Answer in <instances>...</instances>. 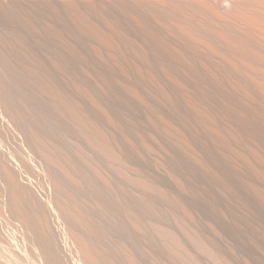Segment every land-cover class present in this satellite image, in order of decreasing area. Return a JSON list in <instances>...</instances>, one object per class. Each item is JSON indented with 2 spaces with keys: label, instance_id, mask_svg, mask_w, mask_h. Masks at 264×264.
<instances>
[{
  "label": "rangeland",
  "instance_id": "374dc122",
  "mask_svg": "<svg viewBox=\"0 0 264 264\" xmlns=\"http://www.w3.org/2000/svg\"><path fill=\"white\" fill-rule=\"evenodd\" d=\"M3 1V0H2ZM3 4H5L6 2V5L9 4V1L8 0H4V2H2ZM3 17V15H0ZM0 18V201L3 203V207L2 205H0V208L2 207L3 210L7 213V210L8 212L10 213H7L9 214V216H4V218L2 217L4 215V212L2 213V211H0L1 215L0 216V226H5L4 228L2 229H5L7 227V229H9L10 233L7 231V229L5 231H7L6 233L2 232L3 234L5 235L4 236H1L0 234V242L1 240H5V238L7 239V241L10 240L7 242L6 240L5 241H2L1 243L4 242V244H8L9 246H6L2 244H0V257L2 258L3 260V264H5V262L7 261H10V262H13V264H15V261L17 264H83L84 262L82 261L83 258L81 257H84V256H78V253H76L75 251L78 250L77 248L79 247L78 245H80V243H78L77 245H75L76 247V250L74 249V246H72L71 244V240H73V237H72V234L76 235L74 237V244L75 243V239L77 238L78 240L81 238H90L93 236L92 239V243H90L89 241L87 242V240L84 238L83 240H85L86 243H90V247L91 249L93 250L94 247L96 248L97 247V250L95 252V249L93 250L94 254L98 257L97 259H101L100 261H102L105 257L106 259H104V262L102 261L101 263L105 264V262H108V258H110V263H106V264H113L114 260L117 258L119 259L118 257L119 256H122L121 253H123L125 255V257L121 258V260H116L119 264V261L120 263L122 264L123 261H125L126 259V256L129 255V253L126 252V250H129L131 251V255L133 256L135 253V251H140V254L139 252L137 254H135L134 256H136V260L138 257H140L137 262L135 261V258L133 257L132 261L136 262V264H227L225 263L228 259L227 262H230L231 264H264V193L260 190H262V186L264 188V185H260L261 182L259 181L258 183V179L261 177H263V173H260L257 172L255 169H253L252 167H247L245 166V161L243 160H240V161H243L242 163L244 164H241L240 162V167H238L237 165V161H239V159H242V157L239 155V154H243L245 155L246 153V150L244 148V146H242L241 148L238 147L239 152L241 151V153L238 152V149H234L233 151H236L239 153L238 155L240 156V158L238 157L237 158V152H233V151H230L227 152L225 151V154L221 155L222 153H224V150L223 149H218V150H223L222 152L221 151H215L212 149V151H214V153L216 155H219L221 156L220 158H216V157H219V156H214L212 155L213 153H211V151L209 150L211 148V145L209 144V142H207L209 145H206L209 149H207L205 147V143L198 139V138H193V140H197L195 142V147H196V143L198 142H202L201 144H197L198 146H200L201 148H199L197 146V148H199V150H201V153H204L203 155H205L206 157H208V155L210 156V154H208V152L210 151L211 153V156H213L211 158L208 157L209 161L212 160V162L215 161V163L218 165V168L220 167V172H218L216 175L214 174V172L212 173V171H209L208 173L207 172H204L206 170H204L203 168H201L198 164H197V161L191 157V156H195L193 153L189 155V153H185V151H180L179 149L182 148V145L180 146V144L178 143H181L180 141L178 142V137L179 135L175 133V139H177V142L169 136V134H172L174 133L173 131L171 133H168V135L165 133V132H168L166 131L167 129H163L164 125L163 123H161V119H157V117L159 116L157 114L156 115H153V114H156L160 109H162L163 112L165 113H169L171 112L170 111V106L168 105V103L166 104V102H164V105H160L158 107V109L156 110V106L154 105L153 101L154 100V97L153 95H155V92L158 93V97H159V90L156 91V90H151L149 87V91L153 94L151 97H150V92L148 93L147 89H142L143 87L145 88L146 84L144 82V84L140 85V92L142 94H140V97L143 96V94H146L144 95L143 98L145 96H147V94L149 95V98L145 97L146 100H148V102L146 101V103L144 102V100L142 101L140 97L134 95V92H129L128 90H126L122 85H121V80L120 77L121 76H124L123 74H120L121 70H123L124 68L126 69V66L130 63H132L131 61H129V63L127 62L128 60L126 59V61L124 60H121V59H115L113 60L109 58H107V56L105 54H99L100 56L104 57L105 58H100V56L96 55L95 53H100L101 50L98 52H96V50H94L92 48V46H90V44L87 46H85L87 42H81L85 45H81V43L77 46L73 43H70L71 44V47H69V42H67L66 44L64 42H61V43H64V45L62 44L63 47H61V43L59 41H57V44H54V38H55V34L53 35L52 32L53 31H50L51 29L49 28H45L44 29H47L44 30V29H41L39 27H37L38 25H35V23L33 24V22H30V27H28V29H26L24 32L19 30L16 28V24H13L12 21H9V18H7L6 16H4L3 18ZM32 17V16H30ZM36 17V16H35ZM35 17H32L31 18V21L32 20H35ZM34 18V19H33ZM37 18V17H36ZM29 22V21H28ZM32 25H35L32 26ZM35 29H34V28ZM15 29V30H14ZM30 29V30H29ZM40 31H39V30ZM49 29V30H48ZM17 30L19 32H17ZM29 30V31H28ZM36 30H38L36 32ZM44 30V31H43ZM29 34H27V32ZM32 31V33H31ZM26 32V33H25ZM34 32V33H33ZM25 33V35L23 34ZM31 33V35H30ZM38 36H37V34ZM22 34V35H21ZM43 34V35H41ZM51 34V35H50ZM26 35H30L29 36V39L26 37ZM36 35V36H35ZM39 35H41L43 37V39H47V42L44 43V45H42V43H38L37 41L39 39H37L39 37ZM47 35V36H46ZM50 35V36H49ZM54 36V37H53ZM32 37V38H31ZM35 37V38H34ZM42 37L40 38V41H42ZM49 37H53V41L51 39H48ZM25 39V40H24ZM34 39V40H33ZM37 39V40H36ZM34 42H33V41ZM45 42V41H44ZM51 42V43H50ZM56 43V42H55ZM72 44L73 46H75V48L72 47ZM8 47H7V46ZM82 47H81V46ZM6 46V47H4ZM60 46V47H59ZM78 47V50H75L77 47ZM87 49H85V47ZM88 47H91V48H88ZM100 47V46H99ZM5 48V49H4ZM70 48V49H69ZM72 48V49H71ZM101 48V47H100ZM7 49V50H6ZM13 49V50H12ZM84 49V50H83ZM89 49L92 50L89 52ZM102 49V48H101ZM7 52H6V51ZM11 50V51H10ZM61 50V51H60ZM95 53H94V51ZM64 51V52H62ZM74 51V52H73ZM86 51V52H85ZM105 51V50H104ZM103 50L102 52L105 53ZM5 52V53H3ZM14 52V53H13ZM58 52V53H57ZM69 52V53H68ZM85 52V53H84ZM9 53V54H8ZM54 53L56 54V58L54 59ZM83 54L81 56L78 55V59H76L77 57L74 56L75 54ZM90 53V54H89ZM93 53V54H92ZM62 56H61V55ZM86 54V55H84ZM88 54V55H87ZM95 54V55H94ZM2 55H3V58H2ZM12 55V56H11ZM54 55V56H53ZM90 55V56H89ZM92 55V56H91ZM11 56V57H10ZM63 57L65 59H62L61 58V61L59 62L58 59H60V57ZM97 56V58H96ZM5 57L6 60H3ZM10 57V58H9ZM80 57V59H79ZM99 57V58H98ZM2 58V59H1ZM86 58V59H85ZM94 58V59H93ZM108 60H107V59ZM9 59V61L7 60ZM88 59V60H87ZM81 60V62L79 61ZM85 60V63L83 61ZM92 60V61H91ZM112 60V61H111ZM4 61V62H3ZM8 61V62H7ZM76 61V62H75ZM106 61V62H105ZM108 61V63H107ZM111 61V63H109ZM117 63H114L116 62ZM119 61H122L124 63H126L124 65V63H122L124 66H122L121 62ZM3 62V64H2ZM42 62V63H41ZM44 62V63H43ZM78 62V63H77ZM90 62V63H89ZM104 64H103V63ZM82 65H80V64ZM6 64V67L4 66ZM87 64V66H86ZM104 68H101L102 65ZM111 66H110V65ZM116 64V65H114ZM59 65V66H58ZM109 65V67H108ZM132 64L128 65V67H130ZM3 66V67H2ZM54 66H56L54 68ZM62 68H61V67ZM95 67V71L94 70V67ZM115 66H116V69H115ZM133 66V65H132ZM2 67V68H1ZM80 67V68H79ZM82 67V68H81ZM92 67V68H91ZM105 67H108L107 69ZM114 67V68H113ZM51 68V69H50ZM61 68V70H60ZM86 68L90 69V70H86ZM98 68V69H97ZM110 68V69H109ZM118 68V69H117ZM123 68V69H121ZM58 69V70H57ZM66 72H65V70ZM102 69V70H101ZM109 69V70H108ZM64 70V71H63ZM68 70V71H67ZM70 70V71H69ZM88 74H87V72ZM92 70V71H91ZM101 71V72H98ZM105 70V71H104ZM113 70V71H111ZM117 70V71H116ZM5 71V72H4ZM54 71V72H53ZM59 71V72H58ZM90 71V72H89ZM95 71V72H94ZM109 71V72H108ZM111 71V72H110ZM63 72V74L61 73ZM86 72V73H84ZM105 72V73H104ZM108 72V73H107ZM93 73H97V74H93ZM104 73V74H103ZM110 73V74H109ZM115 73V74H114ZM116 73H119V75L117 74V77L114 76L113 77V74L116 75ZM52 74V75H51ZM85 74V75H84ZM101 74V75H100ZM107 74V75H106ZM47 75V76H46ZM51 75V76H50ZM56 75V77H55ZM67 75V76H65ZM88 77H87V76ZM90 75V76H89ZM97 75V77H96ZM100 75V76H98ZM10 76V77H9ZM58 76V77H57ZM86 76V77H85ZM105 79H104V77ZM112 76V78H111ZM118 76H120L118 78ZM36 77V79H35ZM39 77V78H38ZM50 77V78H48ZM55 77V78H54ZM64 81H61L62 78ZM85 79H84V78ZM93 77V78H92ZM101 77V78H100ZM127 77V76H126ZM136 76H134L133 78V82L138 84L139 86V83L141 82V80L143 81V79L139 78L137 76V78H135ZM158 78H162V79H165V76H157ZM29 78V79H28ZM118 78V79H117ZM76 79V80H75ZM82 79V83L80 82V80ZM87 79V80H86ZM89 79V80H88ZM92 79V80H91ZM101 79V80H100ZM103 79V81H102ZM135 79H139V80H135ZM3 80V81H2ZM45 80V82H44ZM49 80V81H48ZM53 80V81H52ZM84 80V81H83ZM95 80V81H94ZM108 80V81H107ZM118 80V81H117ZM68 81V82H67ZM78 81V83H77ZM87 81V82H86ZM139 81V83H138ZM35 82V83H34ZM44 82V83H43ZM48 82V83H47ZM50 82V83H49ZM53 82V83H52ZM61 82V83H60ZM90 82V83H89ZM100 82V83H99ZM116 82V83H115ZM120 82V83H119ZM43 85H42V84ZM55 83V84H54ZM63 83V84H62ZM68 83V84H67ZM70 83H73V84H70ZM86 83H88V86ZM97 83V84H96ZM103 83V84H102ZM104 83H110V84H104ZM143 83V82H141ZM40 84V85H39ZM49 86H48V85ZM75 84V85H74ZM83 84V86H82ZM93 84V85H92ZM120 84V85H119ZM33 85V86H32ZM45 85V86H44ZM71 85V86H70ZM95 85V86H94ZM104 85V87H102ZM115 85V86H114ZM144 85V86H143ZM50 88H48V87ZM67 86V87H66ZM106 86V87H105ZM114 86V87H113ZM117 86V87H116ZM10 87V88H9ZM33 87V88H32ZM72 87V88H71ZM81 87V89H80ZM88 87H89V90H88ZM96 87V88H95ZM102 88V89H99ZM36 91H34L35 89ZM40 88V89H39ZM44 88V90H43ZM71 88V89H70ZM82 88H84V90H82ZM113 88V89H112ZM124 88V89H122ZM139 88V87H138ZM139 88V89H140ZM148 88V86L146 87ZM92 89V90H90ZM104 89V90H103ZM107 91H106V90ZM115 89V90H114ZM119 91H118V90ZM39 90V91H38ZM50 90V91H49ZM73 90V91H72ZM103 90V91H102ZM124 90V93L123 91ZM126 90V92H125ZM145 90V91H143ZM44 91V92H43ZM48 91V92H47ZM52 91V92H51ZM70 91V93H69ZM87 93H86V92ZM91 91V92H89ZM103 93H102V92ZM147 91V92H146ZM32 92V95L31 93ZM51 92L49 95L47 93ZM53 92H54V95H53ZM78 94H76V93ZM83 92V93H81ZM93 92V94H91ZM100 92V93H99ZM109 92V93H108ZM111 92V93H110ZM122 92V93H120ZM128 92V93H127ZM181 92V91H180ZM37 93V94H36ZM45 93V94H44ZM67 93V94H66ZM69 93V94H68ZM73 95H72V94ZM89 93V94H88ZM102 93V94H101ZM107 93V94H106ZM117 93V94H116ZM62 96V97H58V95ZM91 94V95H90ZM96 94H99V96H97ZM106 94V95H105ZM110 94V95H109ZM119 94V95H118ZM126 94V95H125ZM131 94V96H130ZM42 97H41V96ZM44 95V97H43ZM82 95V96H81ZM83 95L86 97L87 95L89 97H92V98H85L83 97ZM93 95V96H92ZM95 95V96H94ZM105 95V96H104ZM48 96V97H47ZM55 96L56 99L53 97ZM70 96L74 97V98H71ZM76 96V97H75ZM80 96V98H79ZM104 97V101L102 100L103 97ZM111 96V97H110ZM124 96V97H123ZM156 96V95H155ZM33 99H32V98ZM47 100H45L46 98ZM53 97V99H51ZM66 97V98H64ZM68 97V98H67ZM102 99H101V98ZM114 97V98H113ZM115 97H118V99ZM122 97V99H121ZM70 98V99H69ZM76 98V99H75ZM81 98H84V102L81 100ZM95 98V100L93 101V99ZM107 98L109 100H107ZM135 98V99H134ZM30 99V100H29ZM39 99V101H38ZM59 101H58V100ZM62 99V100H61ZM80 99V100H78ZM86 99H89V100H86ZM106 99V100H105ZM120 99V100H119ZM127 99V100H125ZM153 101H151V100ZM51 100H54V101H51ZM65 100V101H63ZM93 102H92V101ZM115 100V101H114ZM122 100V101H121ZM130 100V101H129ZM141 100V101H139ZM28 101V102H27ZM32 101V102H31ZM38 101V102H37ZM46 101V103L44 102ZM47 101L49 103H47ZM58 101V102H57ZM61 101V103H60ZM67 101V102H66ZM71 101V102H69ZM74 101V102H72ZM78 101V102H77ZM88 101V102H87ZM90 101L93 103L91 105ZM97 103H96V102ZM132 101V102H131ZM42 102V104H41ZM53 103V106H50L52 103ZM76 102L79 104V107H78V104L76 105ZM81 102V103H80ZM87 102V103H85ZM104 104L102 105L101 104ZM114 102V103H113ZM117 102V103H115ZM144 104H142V103ZM155 106V111H153V105ZM34 103V105H33ZM58 103V104H57ZM64 103V104H62ZM72 103V104H70ZM121 103V104H120ZM129 103V104H128ZM135 103V104H134ZM139 103V104H137ZM38 104V105H37ZM62 104V105H61ZM96 104H98L96 106ZM101 104V107L104 106V108H107V109H103V108H99ZM115 104V105H113ZM120 104V106L122 107H117V105ZM131 104V105H130ZM33 108H32V106ZM43 105V107H42ZM58 105V106H57ZM73 105V106H72ZM110 105V106H109ZM133 105V106H132ZM140 107L138 108L137 106ZM146 105V106H145ZM38 106V107H37ZM46 106V107H45ZM56 106V108H55ZM60 106V107H59ZM70 106V107H69ZM74 107L73 109L71 108ZM109 106V107H108ZM115 106V107H114ZM149 106V107H148ZM152 106V107H151ZM51 107V108H50ZM58 107V108H57ZM77 107V108H75ZM92 107V108H91ZM96 107V108H95ZM98 107V108H97ZM111 107V108H110ZM131 107V109H130ZM136 107V108H134ZM142 107V108H141ZM148 107V108H147ZM40 108V110H38ZM48 108L47 110H44ZM56 110H55V109ZM67 108V109H66ZM94 108L97 110L95 111ZM117 108V110H116ZM134 108V109H133ZM138 108V109H137ZM143 108H147L145 111V109ZM25 109H26V112H25ZM51 109H53L51 111ZM63 109V110H62ZM65 109V111H64ZM68 109H71V110H68ZM75 109V110H74ZM90 111H89V110ZM99 109V110H98ZM111 109V110H110ZM115 109V110H114ZM137 109V110H136ZM142 109V110H141ZM23 110V111H22ZM28 110V111H27ZM32 112H31V111ZM60 110V111H59ZM66 110H68L66 112ZM77 110V112H76ZM81 112H80V111ZM88 110V112H87ZM101 110H104L101 112ZM108 110V112H107ZM125 110V111H124ZM40 111V112H39ZM70 111L72 113H70ZM86 113V118L88 119L89 115V121L85 118V113ZM93 111V113H92ZM99 111V112H98ZM114 111V112H113ZM119 111V112H118ZM133 111H135L134 115H133ZM152 111V112H151ZM157 111V112H156ZM31 112V113H30ZM51 112V113H50ZM55 115L58 113V115H53L54 113ZM60 112V113H59ZM69 112V113H68ZM74 112V113H73ZM95 112V113H94ZM106 112V113H105ZM113 112V113H112ZM118 112V113H117ZM122 112V113H121ZM147 112V113H145ZM154 112V113H153ZM156 112V113H155ZM33 113H36L34 116ZM62 113H64L62 115ZM81 113L82 115H79V117H77L79 114ZM92 113V114H91ZM122 115H121V114ZM137 113V114H136ZM28 114V116H27ZM33 114V115H32ZM40 114V115H39ZM42 114L44 115V117L42 116ZM66 114V115H65ZM84 114V115H83ZM88 114V116H87ZM96 116H95V115ZM132 114V115H130ZM146 114V115H145ZM149 114V115H148ZM150 114H152L153 116V119L152 116H150ZM174 114V113H173ZM76 115V116H75ZM94 115V116H93ZM110 115V116H108ZM142 118H141V116ZM145 115V116H144ZM169 115L172 117L171 113H169ZM33 116V117H32ZM41 116V117H40ZM48 116V118H47ZM62 116V117H61ZM66 116V117H65ZM68 116V117H67ZM71 116V118H70ZM82 116V117H81ZM100 116V117H99ZM104 116V117H103ZM108 116V117H106ZM114 116V117H113ZM133 116H136V117H133ZM150 116V117H149ZM154 116H156L154 118ZM36 117V118H35ZM51 117V118H50ZM55 117V118H54ZM61 117V118H60ZM83 117H84V120H83ZM94 117V118H93ZM102 117V119H101ZM139 117V118H138ZM146 117V118H145ZM148 117V118H147ZM174 119L177 120V123L175 124V126L181 128V129H185L186 125H184L181 121H179V118L177 117V119L175 118V114L173 115ZM172 117V119H173ZM26 118V119H25ZM30 118V119H29ZM45 118V120H44ZM47 118V119H46ZM82 118V119H81ZM96 118V119H95ZM108 118V119H107ZM118 118V119H117ZM130 118V120H129ZM150 118V119H149ZM159 118V117H158ZM35 119V121H34ZM76 120V121H73V120ZM81 119V120H80ZM91 119V120H90ZM94 119V120H93ZM101 121H100V120ZM104 119V120H103ZM113 119V120H112ZM116 119L119 120L118 122H116ZM137 119V120H136ZM140 119L142 121V123H144L143 126L142 123H140L141 121L138 120ZM146 119V120H145ZM39 120V121H37ZM49 120V121H48ZM72 120V121H71ZM83 120V121H82ZM93 120V121H92ZM110 120V122H108ZM125 120V121H124ZM130 122H129V121ZM134 120V122H133ZM151 120V121H150ZM32 121V122H31ZM41 121V122H40ZM45 121V122H44ZM59 121V122H58ZM80 121V122H79ZM99 121H100V124H99ZM105 121V122H104ZM113 122V125L111 124ZM147 123H145V122ZM79 122V123H78ZM86 122V124L84 123ZM88 122H90L91 124H88ZM102 122V123H101ZM107 122V124H106ZM121 122V123H120ZM124 122V123H123ZM129 122V123H128ZM149 122V123H148ZM155 122V123H153ZM163 122V121H162ZM51 123V124H50ZM118 123H119V126H118ZM128 125H127V124ZM180 123V125H179ZM53 124V125H52ZM82 124V125H81ZM84 124V125H83ZM110 124V125H109ZM123 124V125H121ZM126 124V125H125ZM129 124L131 126H129ZM154 124V126H153ZM159 124V125H158ZM182 124V125H181ZM38 125V126H37ZM78 125V126H77ZM90 125H93V126H90ZM97 125V126H96ZM100 125V127H99ZM121 125V126H120ZM136 125V126H135ZM150 125V126H149ZM161 125V126H160ZM163 125V126H162ZM45 126V127H44ZM51 126V127H50ZM86 126V127H85ZM102 126V128H101ZM111 126V128H110ZM116 126V127H115ZM124 126V127H123ZM126 126H128L127 128H125ZM133 126V127H132ZM167 124H165V128H166ZM184 126V127H183ZM188 126V125H187ZM90 127V128H89ZM114 127V128H113ZM123 127V128H122ZM131 127V128H130ZM152 127V129H151ZM44 128V129H43ZM87 130H86V129ZM106 128H108L106 130ZM116 128V129H115ZM141 128V129H140ZM146 128V129H145ZM168 128V127H167ZM46 129V130H45ZM54 129V130H53ZM57 131H56V130ZM93 129V131H92ZM111 129V130H110ZM118 129V130H117ZM144 129V130H143ZM155 129V133H154V130ZM190 128H187L186 130H189ZM36 130V131H35ZM52 130V131H50ZM60 130V131H59ZM89 130V131H88ZM120 130V131H119ZM129 130V131H128ZM139 134H138V132ZM160 130V131H159ZM163 130H164V133H163ZM168 130H171V128H169ZM191 130V129H190ZM189 130V132H190ZM40 131V132H39ZM64 131V132H63ZM84 131V133H83ZM86 131V132H85ZM106 131V132H105ZM110 131V132H109ZM113 131H114V134H113ZM118 131V132H117ZM52 134H50V133ZM87 132L89 133V135L87 134ZM123 132V133H122ZM128 132H130V134H128ZM136 132V133H135ZM159 132V133H158ZM67 133V134H66ZM95 133V134H93ZM122 133V134H120ZM125 133V134H124ZM157 133V134H156ZM161 133V134H160ZM191 134L193 133V130H191L190 132ZM38 134V135H37ZM41 134V135H40ZM55 134V135H54ZM84 134V135H83ZM86 134V135H85ZM144 134V135H143ZM150 136H149V135ZM160 134V135H159ZM164 134V136L162 135ZM167 136H166V135ZM190 134V135H191ZM35 135L37 136H40V137H35ZM49 135V136H48ZM64 135V136H63ZM92 135V136H91ZM95 135V136H94ZM112 135V136H111ZM128 135V136H127ZM153 135V136H152ZM156 135V136H155ZM164 138L166 137H170L169 139H164L162 138V136ZM194 135V134H193ZM54 136L56 138H54ZM60 136V137H59ZM68 136V137H67ZM86 136V138H85ZM89 136V137H87ZM134 136V137H133ZM139 136L141 138H139ZM172 136V135H171ZM173 136V137H174ZM52 137V138H51ZM93 137V139L91 138ZM95 137V138H94ZM109 137V138H108ZM116 137V138H115ZM130 137V138H129ZM153 137H156L157 140H159L157 142V140ZM33 138V139H32ZM35 138V139H34ZM39 138V140H38ZM46 138V139H45ZM58 138V139H57ZM89 138V139H88ZM98 138V139H97ZM107 138L109 140H107ZM111 138V139H110ZM145 138V140H144ZM150 138V140H148ZM172 138V139H171ZM45 139V140H44ZM63 139V140H62ZM88 139V140H87ZM91 139L94 140V142L92 143L91 142ZM95 139L96 142H95ZM117 139V140H116ZM140 139V140H139ZM162 139L163 142H162ZM172 141H171V140ZM34 140V141H33ZM50 140V141H49ZM61 140V141H60ZM69 140V141H68ZM102 140V141H101ZM116 140V141H114ZM134 140V141H133ZM151 140H156L155 141V144L153 143L154 141H151ZM170 140V142L168 141ZM199 140V141H198ZM39 141L40 144L37 142ZM45 141V142H44ZM48 141V142H47ZM68 143H67V142ZM89 141V142H88ZM107 141L111 142L112 143L110 144L107 143ZM118 141V142H117ZM126 141V142H125ZM143 141V142H142ZM167 141V142H166ZM33 142V143H32ZM34 142H37V144H35ZM44 142V143H43ZM52 142V143H50ZM55 144H54V143ZM87 142V143H86ZM100 142V143H98ZM108 145H106V143ZM114 142V143H113ZM117 142V145L116 143ZM122 142V143H120ZM130 142V144H129ZM145 142V143H144ZM149 142V143H148ZM153 143V145H151V143ZM157 142V143H156ZM92 143V145H91ZM95 143V144H94ZM147 143V145H146ZM158 143H161L163 149H165V151L162 149L161 145L158 144ZM43 144H47L48 146L46 145H43ZM51 144V146L49 145ZM58 145V146H54V145ZM62 144V145H61ZM64 144V145H63ZM67 144V145H66ZM98 144L102 146V148H100L101 146L98 147ZM121 144V145H120ZM123 144V145H122ZM125 144V145H124ZM128 144V145H127ZM39 145V149L38 150V146ZM110 145H114L113 147L111 146V152H110V149L108 150V148L110 147ZM120 145V146H119ZM131 145V146H130ZM136 145V146H135ZM160 145V146H159ZM170 145V146H168ZM44 146V147H43ZM51 147V148H47V147ZM54 146V147H53ZM97 146V147H96ZM108 146V148H107ZM116 146V147H115ZM122 146V147H121ZM140 146V147H139ZM153 146V148L151 147ZM156 146V149L154 148ZM158 146V148H157ZM168 146V148H167ZM174 146V147H173ZM177 146V147H176ZM35 147V148H34ZM60 147V148H59ZM123 149H121V148ZM129 147V148H127ZM134 150L133 151V149ZM150 147V148H149ZM161 147V148H160ZM179 147V148H178ZM56 150H55V149ZM95 148H99L100 150H95ZM105 148V149H104ZM122 152H120V150ZM133 148V149H132ZM139 148V149H138ZM141 148V149H140ZM206 150H204V149ZM220 148V147H219ZM43 149V150H42ZM70 149V150H69ZM115 149V150H114ZM152 149V150H151ZM168 149V153H167V150ZM176 149V151L174 150ZM244 149V150H243ZM52 154H51V151ZM106 150L108 152H106ZM112 150H113V153H112ZM119 152H117V151ZM131 150V151H130ZM140 150V151H139ZM155 150V151H154ZM157 150H160V152L158 153ZM174 150V151H173ZM180 152H179V151ZM245 151V152H242ZM36 151V152H35ZM41 151V152H40ZM45 151V152H44ZM49 151V152H48ZM60 151V152H58ZM69 151V152H68ZM72 151V152H71ZM101 151V152H99ZM116 151V154H120L121 155H115V152ZM172 153H171V152ZM203 151V152H202ZM48 154H47V153ZM71 152V153H70ZM124 152V153H123ZM136 152V154L134 153ZM161 152H165V156L162 155ZM177 152V153H176ZM179 152V153H178ZM226 152L228 153V155L226 154ZM234 153L232 154L234 157H232L230 155V153ZM39 153V154H38ZM41 153V154H40ZM46 153V154H45ZM56 153V154H54ZM92 153V154H91ZM98 153V155H97ZM123 153V155H122ZM140 153V155H139ZM170 153V154H169ZM185 153V154H184ZM220 153V154H219ZM72 154V155H71ZM108 154V155H107ZM154 154V155H153ZM158 154V155H156ZM168 154V155H167ZM172 154V155H171ZM178 154V155H177ZM187 154V155H186ZM38 155V157H37ZM47 157H51L52 159L54 157H56L55 159H53L55 161V163L53 162V160L50 158H46L45 156ZM50 155V156H49ZM63 158V156H65ZM68 155V156H67ZM92 155V156H90ZM95 155V156H93ZM97 155V156H96ZM101 155V157H100ZM103 155V156H102ZM129 155V156H128ZM137 155V156H135ZM167 155V156H166ZM170 155V156H169ZM175 155V156H174ZM184 155H186L185 157H188L190 159H187L184 157ZM189 155V156H188ZM225 155L226 158H225ZM14 156V157H13ZM43 156V158H42ZM105 156V157H104ZM110 159H109V157ZM113 156V158H112ZM120 156V157H119ZM132 156V157H131ZM231 156L230 158L233 160L231 162H236L235 164L233 163V165L229 166V158L227 159V157ZM21 157V158H20ZM73 157H74V160H73ZM90 157V158H89ZM95 157V158H94ZM116 160H115V158ZM126 159H125V158ZM139 157V158H137ZM179 157H182L181 160H183V158L187 159L186 161L189 162V164L192 162V159L193 161L195 160L196 162H194V165L196 163V166H198L195 168L194 170H198L199 174L203 176V174L207 177H203L204 181H202L203 179L200 177V175L198 174V172L194 173L193 172V169L192 171L190 170V172H193L192 174L189 173V170H188V173L190 175H192L190 177V175L188 174V177L187 178H190L192 181H187V178L186 181L189 183V185L193 186V187H190L188 185L184 186L183 188L186 190L188 188L187 191H182L183 188H179V187H182L183 185L185 184H182L181 185L178 183L179 181L180 182H183V180L185 181V179H181L182 178V175L180 177V174L178 173V171L181 169V166H183V168L186 167L187 168H192L191 166L193 165V162L191 163L192 165H188V162L187 163H183V165L181 164V166H178L179 163L178 162H183L179 159ZM215 157V159H214ZM224 157V159H222ZM42 158V159H41ZM46 158V159H45ZM65 158L67 160H65ZM71 158V159H70ZM87 158L88 161H87ZM121 158V159H120ZM135 158V159H134ZM168 158V159H167ZM195 158L197 159V157L195 156ZM211 158V159H210ZM243 158H246V155L243 157ZM14 159V160H13ZM65 164V166L67 168H70L69 169V172L71 170V172L73 173L74 177L77 179V181L81 179L80 183L79 181L76 182V180L73 178V175H71L72 173H70V175L72 176L71 178L74 179V182L71 181L72 179L71 178H68L69 176V172L66 173L68 175H65V170L62 166H60L61 169H63L64 171H62L60 168H59V163L61 162L60 160ZM96 159V160H95ZM114 159V160H112ZM140 159V161L138 162V160ZM143 159V160H142ZM218 159V160H217ZM227 159V161H226ZM237 159V160H236ZM41 160V161H40ZM57 160V161H56ZM75 160L77 162H75ZM110 160V162L108 161ZM111 160L113 162H111ZM178 160V161H177ZM219 160H224V161H220ZM235 160V161H234ZM18 161V162H17ZM38 161V162H37ZM47 161V163L45 162ZM79 161V163H78ZM95 161H98V162H95ZM166 161V162H165ZM185 161V162H186ZM218 161L219 164L216 162ZM69 162V163H68ZM73 162H75L73 164ZM92 162V163H90ZM95 162V163H94ZM122 162V163H121ZM127 162L128 164L127 165H130V168L129 166H126V163ZM131 162H134V164H132ZM137 162V163H136ZM224 165H221L222 163ZM229 164H228V163ZM42 165H40V164ZM67 163V164H66ZM98 163V164H97ZM117 163V164H116ZM125 165H124V164ZM131 163V164H130ZM4 164V166H3ZM6 164V166H5ZM29 164V165H28ZM70 164V165H69ZM73 164V165H72ZM76 164V165H75ZM79 164V165H78ZM95 164V166H94ZM121 164V166H120ZM142 164V165H141ZM178 164V165H176ZM47 165V166H46ZM58 165V166H57ZM172 165V166H171ZM193 165V166H194ZM228 165V166H227ZM236 165V167H235ZM8 166V167H7ZM25 166V167H24ZM28 166V168H27ZM46 166V167H45ZM69 166H73L72 168L69 167ZM77 166V167H76ZM93 166V167H92ZM124 166V167H123ZM136 166V167H135ZM139 166V167H138ZM234 166V168H233ZM3 167H5L6 169L9 168L10 171H8V169L5 170L3 169ZM41 167V168H40ZM80 167V170H78ZM94 167L97 169H95L94 171ZM126 167V168H125ZM137 167L139 169H137ZM141 167V168H140ZM185 167V168H186ZM230 167V168H229ZM243 169H242V168ZM83 170H82V169ZM132 168V169H131ZM175 168V169H174ZM180 168V169H178ZM182 168V173L183 169ZM186 168V169H187ZM203 170H201V169ZM222 168V169H221ZM241 168V169H240ZM12 169V170H11ZM28 169V170H27ZM50 169V170H48ZM77 169V170H76ZM131 169V170H130ZM135 172H134V170ZM142 169V170H141ZM177 169V170H176ZM226 171H224V170ZM248 169V170H247ZM137 170V171H136ZM141 170V171H140ZM196 170V171H197ZM247 170V171H246ZM6 171H8V173L10 172L11 173V178L15 179V177L18 179H14L12 180L10 178V175L8 176L6 173ZM12 171V172H11ZM50 171V173H49ZM80 171V172H79ZM83 171V172H82ZM85 171V172H84ZM97 171V173H96ZM131 171V172H130ZM145 171V172H144ZM238 171V172H237ZM251 171V172H250ZM26 172V173H25ZM28 172V173H27ZM87 172V173H86ZM95 172V173H94ZM134 172V173H133ZM137 172V174H136ZM174 172V173H173ZM181 173V171H179ZM187 172V170L185 171ZM202 172V173H201ZM212 174H211V173ZM224 172L226 174H224ZM230 172H231V176H232V180H230L231 178L228 179V177L230 176ZM247 172V173H246ZM9 173V174H10ZM12 173H13V176H12ZM82 173V174H81ZM85 173V174H84ZM91 173V174H90ZM93 173V174H92ZM143 173V174H142ZM210 173V174H209ZM223 173V175H222ZM237 173V174H236ZM241 175H240V174ZM48 174V175H47ZM95 174V175H94ZM136 174V175H135ZM187 173H185L184 175H186ZM194 174V175H193ZM221 174V175H220ZM239 174V175H238ZM254 174V175H253ZM258 174V175H257ZM51 175V176H50ZM53 175V177H52ZM55 175V177H54ZM93 175V176H92ZM173 175V176H172ZM196 175V179L193 178V176ZM199 175V176H198ZM211 175V176H210ZM225 175V176H224ZM228 175V176H227ZM247 175V176H246ZM253 175V176H252ZM67 176V177H66ZM134 176V177H133ZM136 176V177H135ZM139 176V177H138ZM177 176V178H176ZM198 176V177H197ZM210 176V177H209ZM212 176H216L215 178L212 177ZM226 176H227V179L229 180V182L231 184H233L234 186V189L232 187V185L229 184L228 186V183L224 182V180L226 179ZM230 176V177H231ZM234 176V177H233ZM249 176V177H248ZM258 176V178H257ZM20 177V178H19ZM79 177V179H78ZM81 177V178H80ZM89 177V178H88ZM94 177V178H93ZM221 177H225L224 179L221 178ZM248 179H247V178ZM260 178L262 179V183H264V177L263 178ZM58 178V179H57ZM175 178V179H174ZM198 178V180H197ZM201 178V180L199 179ZM213 178V179H212ZM218 180H217V179ZM234 178V179H233ZM236 178V182L233 181L235 180ZM240 178V179H239ZM253 178V179H252ZM257 178V180L255 179ZM32 181H31V180ZM52 179V180H51ZM56 179V180H55ZM60 179V180H59ZM71 179V180H70ZM129 179V180H128ZM131 179V180H130ZM141 179V180H140ZM143 179V180H142ZM173 179V181H172ZM178 179V180H177ZM195 181H194V180ZM207 179V182H212L209 183L208 187L206 186L207 182L205 181ZM209 179V181H208ZM221 179V180H220ZM20 182H23L21 184H24L27 186V188H22L20 186H22ZM23 180V181H22ZM118 182H117V181ZM133 180V182H132ZM137 180V181H136ZM152 180H154L152 182ZM197 180V181H196ZM200 180V181H199ZM238 180H240L241 182V185L242 187H240L237 182ZM253 180V181H252ZM18 181V182H16ZM69 181V182H68ZM93 181H94V185H93ZM111 181V183H110ZM146 181V182H145ZM177 184H175V182ZM183 182V183H186ZM194 181V182H193ZM222 181L224 182V184L222 183ZM16 182V185L17 183H19L18 185H20V189L22 188V190L18 189L19 187H15V183ZM25 182V183H24ZM33 184H32V183ZM52 182H55V184ZM60 182H63V183H59ZM83 182V183H82ZM115 182V183H114ZM117 182V183H116ZM132 182V183H131ZM135 182V183H134ZM145 182V183H144ZM147 182L149 184H147ZM193 182V184H191ZM196 182V183H195ZM197 182L198 184H200L199 186L202 187V189H200V187L198 188V185H197ZM201 182V183H200ZM205 182V183H203ZM250 182H253V183H250ZM82 183V184H81ZM122 183V184H121ZM128 183V184H127ZM134 183V184H133ZM141 183H144L145 186L143 185L142 187V184ZM168 183V184H167ZM194 183L197 185L194 186ZM237 183V184H236ZM64 184V186L62 185ZM78 184V185H77ZM80 184V185H79ZM84 184V185H83ZM110 184V185H109ZM124 184V185H123ZM127 184V185H126ZM136 184V185H135ZM152 184V185H151ZM154 184V186H153ZM166 186H165V185ZM187 184V183H186ZM211 184V186H210ZM259 184V185H258ZM17 185V186H18ZM29 185V186H28ZM54 185H56L55 187H53ZM60 185V186H59ZM69 185V187L67 186ZM90 185V186H89ZM120 185L122 187H120ZM150 185V186H149ZM173 185V187H172ZM223 185V186H222ZM237 185V187H236ZM30 186L32 187V189L30 188ZM53 188H52V187ZM59 186V187H57ZM72 186V187H71ZM81 186H83L82 188H80ZM85 186V187H84ZM113 186V187H112ZM157 186V187H156ZM159 186V188H158ZM163 186V187H162ZM179 186V187H178ZM217 186V188H216ZM222 186V187H221ZM240 188H239V187ZM33 187L35 189H33ZM57 187V189H55ZM66 187V188H65ZM77 187V188H76ZM90 187V188H89ZM125 187V188H124ZM146 187V188H145ZM147 187H150L147 188ZM153 187V188H152ZM166 187L168 191H166ZM186 187V188H185ZM194 187H196V189H193ZM205 187V188H204ZM228 187V188H227ZM230 187H232V189H230ZM236 187V188H235ZM244 187V188H243ZM17 188L20 193H22V195L24 194L25 196L28 195L29 196V200H28V197L26 196L25 199L23 198L22 195H19L22 196L23 199H20L18 203L16 202V204H13L15 202L12 203V201H15L17 200L15 194H17L19 191H17ZM67 188L70 189L72 188V190L70 192H65L67 191ZM81 189V190H78V189ZM117 188V189H116ZM124 188V189H123ZM152 188V189H151ZM189 188L192 190H189ZM207 188L211 189V190H207ZM219 188V189H218ZM224 188V189H223ZM226 188V189H225ZM260 188V190H258ZM28 189V190H27ZM31 189V193L30 194H27L29 193V190ZM55 189V190H54ZM59 189V190H58ZM60 189H61V192H60ZM66 189V190H65ZM93 189V190H92ZM129 189V190H128ZM148 189V191H147ZM154 189V190H153ZM160 189V190H159ZM197 189H200L197 191ZM14 190L16 191V193H14ZM23 190H26L24 191L23 193ZM35 190V191H34ZM58 190V191H57ZM64 193H63V191ZM126 190V191H125ZM162 190V191H161ZM205 190V191H204ZM226 190V191H225ZM229 190V191H228ZM231 190V191H230ZM93 191V192H92ZM124 191V192H123ZM158 193H156V192ZM164 191H166L164 193ZM170 191V192H169ZM195 193H194V192ZM206 192L208 191V193L206 194L205 196V193L202 194V192ZM35 192L37 193L35 195ZM40 192V193H38ZM57 192V194H56ZM97 192V193H96ZM119 194H118V193ZM126 192V193H125ZM163 192V193H162ZM169 192V193H167ZM190 192V193H189ZM231 194H228L230 193ZM233 192V193H232ZM262 192V193H261ZM33 193V194H32ZM62 193V194H61ZM70 194V196H74L73 199L71 197V199H65V198H69L68 194ZM96 193V194H94ZM100 193V194H99ZM102 193V194H101ZM129 196H128V194ZM212 195H211V194ZM235 193V194H234ZM32 194V196H34L35 198L39 197L40 199H37L35 200L37 205H35V209L32 207V205L34 204L33 202L35 201H32L33 200V197L30 196ZM66 194L67 197H64ZM74 194V195H73ZM92 194V195H91ZM126 194V196H125ZM154 194V195H153ZM158 194V195H157ZM160 194V195H159ZM168 194V197L166 195ZM209 194V195H208ZM248 194V195H247ZM13 195L15 196L14 198ZM58 195L61 197V195H63V197H58ZM76 195V196H75ZM78 195V196H77ZM86 195H88L86 197ZM132 195V196H131ZM165 195V196H164ZM172 195V197H171ZM175 195V196H174ZM198 195V196H197ZM231 195V196H230ZM236 195V196H235ZM81 196V197H80ZM84 196V197H83ZM93 196V197H92ZM155 196V198H154ZM162 196V197H161ZM201 196V197H200ZM245 196V197H244ZM18 197V195H17ZM32 197V198H30ZM56 197H58L57 199H55ZM125 197V198H124ZM143 197V198H142ZM170 197V198H169ZM212 197V198H211ZM218 197V198H217ZM244 197V198H243ZM12 198V200H11ZM21 198V197H20ZM34 198V199H35ZM81 198V199H80ZM103 198V199H102ZM163 198V199H162ZM169 198V199H167ZM176 198L178 200H176ZM201 198V199H200ZM221 198V199H220ZM14 199V200H13ZM32 199V200H31ZM55 199V200H54ZM63 200V202L68 206V204L66 203L67 201L66 200H69L70 203H72L74 200L77 201L75 202V204H80V208L82 210H87V212L85 213L84 211H80V208L79 210H76L74 209L75 207H70L71 210H75V216H73V218L75 219V217H77L75 220L78 219V221L81 219V220H86L85 222H88L87 220H89V223L91 222L90 219H97L96 221H98L99 223L104 222L107 224H99L98 222L94 221L91 223L92 225L95 224V226H97L98 224V228H100L102 226V229H107L106 232H105V236L108 235V237L110 236L111 234V237H104L103 233H104V230H102V234H101V229L98 231V230H91L90 228H87V225L88 223L85 225V228L88 230L90 229L91 231H98V232H91L90 230H84V222L81 223L79 226L80 228L78 227H75L76 224H73L75 228H77L78 230H75L77 232L72 231L73 229L72 228H68V226L70 227H73L72 223H75V220L72 218L71 216V212L69 213V209L68 207H66L65 204H63L62 201H60L59 203L63 204L65 206L66 209H64L63 205H61L64 209V211L66 210V212H63L62 210V207L59 205V203H57L59 206H56V202L58 200ZM83 199V200H82ZM105 199V200H104ZM130 199V200H128ZM161 199V200H160ZM167 199V200H166ZM204 199V200H203ZM211 199V200H210ZM213 199V200H212ZM219 199V200H218ZM228 199V200H227ZM24 200V203H25V200H28L29 202L24 204L23 201ZM47 200V201H46ZM57 200V201H56ZM81 202H80V201ZM144 200V201H143ZM164 200V201H163ZM172 201L174 203H177V204H174L173 202H169V201ZM180 200V201H179ZM216 202H215V201ZM221 200V201H220ZM224 200V201H223ZM262 200V201H261ZM32 201V202H31ZM72 201V202H71ZM101 201V202H100ZM106 201V202H105ZM109 201V202H108ZM142 201V202H141ZM161 201V202H160ZM168 201V202H166ZM177 201V202H176ZM184 201V202H183ZM205 201V202H204ZM223 201V203H222ZM236 201V202H235ZM0 202V204H1ZM21 202L23 204H21ZM38 202H40L38 204ZM49 202V203H48ZM54 202V203H53ZM135 202V203H134ZM144 202V203H143ZM166 202V203H165ZM181 202V203H180ZM228 202V203H227ZM248 202V204L246 203ZM253 202V203H252ZM29 203H33V204H29ZM35 203V204H36ZM46 203V204H45ZM107 203V204H106ZM162 203V204H161ZM171 203L173 208H171ZM185 203H187L185 205ZM223 205H222V204ZM252 203V204H251ZM6 204V206H5ZM53 204V205H52ZM82 204V206H81ZM84 204V205H83ZM91 204V205H90ZM129 204V205H128ZM131 204V205H130ZM136 204V205H135ZM146 204V205H145ZM170 206H168V205ZM215 204V205H214ZM217 204V205H216ZM244 204H247V205H244ZM50 205V206H49ZM88 205V206H87ZM125 205H128L127 207ZM134 205V206H133ZM140 205V206H139ZM145 205V206H144ZM176 205L177 209L176 208ZM185 205V206H183ZM188 205V206H187ZM212 205V206H211ZM214 205V206H213ZM222 205V206H220ZM252 205V206H251ZM4 206L7 208H4ZM47 206H48V210H47ZM53 206V207H52ZM73 206V205H72ZM75 206V205H74ZM144 208H143V207ZM190 206V207H189ZM193 206V207H192ZM224 206V208H223ZM251 206V208H249ZM39 207H42L41 209H39ZM97 207V208H96ZM126 207V208H125ZM141 207V208H140ZM147 207V208H146ZM154 207V208H153ZM161 210H159V208ZM221 207V209H220ZM77 208V207H76ZM84 208V209H83ZM125 208V209H124ZM127 208L128 209V212H127ZM133 208H134V212H133ZM151 208V210H150ZM171 208V209H170ZM175 208V209H174ZM182 210H181V209ZM215 208V210H214ZM230 208V209H229ZM50 209L52 210V212L50 211ZM62 209V210H61ZM68 209V210H67ZM104 209V210H103ZM131 209V210H130ZM144 209V211L142 210ZM172 210V211H169ZM189 209V210H188ZM226 209V210H225ZM70 210V211H71ZM72 210V211H73ZM101 210V211H100ZM137 210V211H136ZM157 212V213H154L153 212ZM156 210V211H155ZM175 210V212H174ZM182 212H181V211ZM218 210V211H217ZM68 211V212H67ZM105 211V212H103ZM150 213H149V212ZM164 211V212H162ZM192 211V212H191ZM222 211V212H220ZM261 213H259V212ZM44 212V214H42ZM85 213V216L83 213ZM91 212V213H90ZM114 212V213H113ZM132 213H136L135 216L136 218L134 219H139L141 221V223L135 221L133 219V221L131 220L130 221V217L131 215L133 217L134 214H131ZM139 212V213H137ZM142 212V213H141ZM162 212V214H161ZM172 212L174 213V215H172ZM186 212V213H185ZM218 212V213H217ZM220 212V213H219ZM255 212V213H254ZM65 213V214H64ZM67 213L70 214V221L67 222ZM77 213H81V214H77ZM88 213V214H87ZM90 213V214H89ZM100 213V214H99ZM102 213V214H101ZM112 213V214H111ZM147 213H149V215H147ZM154 213V214H153ZM180 215H178V214ZM192 213V214H191ZM67 214V215H66ZM83 214V215H82ZM88 215V218H87V215ZM105 214V215H104ZM114 214V215H113ZM138 214H140L138 216ZM152 214V215H151ZM157 214V215H156ZM176 214V215H175ZM187 214V215H186ZM188 214H189V217H188ZM48 217V220L50 221H47L46 222V218H44L43 216ZM66 215V216H65ZM74 215V213L72 214ZM81 215V216H80ZM90 215H92L93 217L91 218ZM112 215V216H111ZM126 215H130L129 217L126 216ZM144 215V216H143ZM182 215V216H181ZM194 215V216H192ZM199 215V216H198ZM221 215V216H220ZM230 215V216H229ZM234 215V216H233ZM60 216H64V217H60ZM99 218H98V217ZM107 216V217H106ZM115 216V217H114ZM153 216V217H152ZM159 216V217H157ZM161 216V217H160ZM179 216V218H178ZM184 217L185 218H182L180 220L181 217ZM191 216V217H190ZM197 216V217H196ZM229 216V217H228ZM6 217V218H5ZM148 217V218H147ZM155 217V219H154ZM164 217V218H163ZM173 217L175 219H173ZM194 217V218H193ZM196 217V218H195ZM202 217V219H201ZM218 217V218H217ZM224 217V218H223ZM234 217V218H233ZM68 218H69V215H68ZM153 218V219H152ZM158 220H157V219ZM187 218V219H186ZM190 218L192 221H190ZM199 218V219H198ZM216 218V219H214ZM63 219V220H62ZM107 219H110L111 223L109 220ZM113 219V220H111ZM146 219V221H145ZM183 219H185L183 221ZM208 219V220H207ZM27 220V221H26ZM65 220V221H64ZM72 220H74V222H72ZM100 220V221H99ZM144 220V221H143ZM148 220V222H147ZM162 220V221H161ZM164 220V221H163ZM175 220V221H174ZM177 220V221H176ZM181 221V222H178ZM200 220V221H199ZM211 220V221H210ZM218 220V221H217ZM63 221H64V224L65 222H67L65 225L63 224ZM109 221V222H108ZM119 221V222H118ZM135 221V222H134ZM151 221V222H150ZM183 221V222H182ZM189 221V223L187 222ZM194 221V222H193ZM199 221V222H198ZM27 222V223H25ZM79 222H82V221H79ZM116 222V223H115ZM131 222H134L136 225L134 224H131ZM140 224V225H138ZM146 222V223H145ZM151 225H149L150 223ZM165 222V224H164ZM176 222V223H175ZM186 222L190 225H187ZM191 222V223H190ZM196 222V223H195ZM203 222V223H202ZM208 222V223H206ZM218 222V223H217ZM10 223H12L11 227H10ZM29 223V225H28ZM70 223V224H69ZM145 223V224H143ZM161 223V224H160ZM180 223V224H179ZM185 223V224H184ZM211 223L213 225H211ZM79 223L77 222V225ZM83 224V227L81 226ZM90 224V226H92ZM154 224H156V226H159V227H156ZM158 224V225H157ZM177 224V225H176ZM204 224V225H203ZM114 225V226H113ZM148 225V226H147ZM162 225V226H161ZM199 225V226H197ZM231 225V226H229ZM9 226V228H8ZM16 228H15V227ZM65 226V228L63 229V227ZM94 225L92 226V228H96ZM100 226V227H99ZM107 226V227H106ZM135 226V227H134ZM143 227V228H140V227ZM147 226V227H146ZM154 226V227H152ZM171 226H173L174 228H172ZM179 226V227H178ZM183 226V228H182ZM185 226V227H184ZM189 227V230L191 231H188V227ZM193 226H194V230H193ZM15 228V234L16 237H14V231L13 233H11V231L13 230L12 229ZM83 229H82V228ZM113 227V228H112ZM184 230V228H186ZM192 227V228H191ZM211 227V229H210ZM227 227V228H226ZM11 228V229H10ZM115 228V229H114ZM118 228V230H117ZM147 228V229H146ZM152 228V229H151ZM156 228H158V230H156ZM167 228V229H166ZM170 228V229H168ZM181 228V229H179ZM204 228V229H203ZM207 228V230H206ZM214 228V229H213ZM233 228V229H232ZM1 229V227H0ZM2 229L0 231H2ZM97 229V228H96ZM113 231H112V230ZM154 229V230H153ZM200 229V230H199ZM216 229V230H215ZM218 229V230H217ZM236 231H235V230ZM111 230V231H109ZM116 230V231H115ZM142 230H145V231H142ZM152 230V231H151ZM172 231V235L170 234L171 231ZM175 230V231H174ZM180 230V231H179ZM193 230V231H192ZM199 234H197L198 232ZM203 230V231H202ZM206 230V231H205ZM210 230V232H209ZM213 232H212V231ZM231 233H230V231ZM82 231V232H81ZM86 232V236L83 232ZM112 232L110 234H107L108 232ZM141 231V232H140ZM165 231V232H164ZM202 231V232H201ZM204 231L206 232L205 234L207 235H201L202 233H204ZM215 231V232H214ZM79 232V233H78ZM81 232V237H77L79 236ZM87 232H91L92 235L89 236L87 235L88 233ZM100 232V233H99ZM150 232H152L153 234H151ZM158 232V233H156ZM167 232V233H166ZM169 232V234H168ZM175 232V233H174ZM185 232V234H184ZM197 232V233H195ZM218 232V233H217ZM227 234H226V233ZM229 232V233H228ZM1 233V232H0ZM10 235H8V234ZM95 233V234H94ZM148 233V236L147 234ZM156 233V234H154ZM180 233V234H179ZM187 233V234H186ZM195 233V234H194ZM234 233V234H232ZM2 234V235H3ZM12 234V235H11ZM84 234V235H82ZM94 234V235H93ZM98 234H101L103 235L104 238L101 237V235H98ZM114 234V235H113ZM117 234V235H116ZM129 234V235H128ZM131 234V235H130ZM179 234V235H177ZM189 234V235H188ZM192 236H191V235ZM214 234V235H213ZM217 234V235H216ZM221 234V235H220ZM14 235V236H13ZM97 235V236H96ZM155 235V236H154ZM157 235V236H156ZM159 235V237H158ZM165 235V236H164ZM177 235V236H176ZM185 235V236H183ZM197 235V236H196ZM199 235V236H198ZM210 235V236H208ZM227 235V236H226ZM8 236V237H7ZM10 236V237H9ZM13 236V237H12ZM18 236V238H17ZM71 236V240H70V237ZM83 236V237H82ZM89 236V237H88ZM103 241H101L102 239ZM122 236V237H121ZM130 236V237H129ZM134 238H132V237ZM163 236V237H161ZM167 236V237H166ZM176 236V237H175ZM188 239H187V237ZM191 236V237H190ZM203 236V237H202ZM224 236V237H223ZM5 237V238H3ZM12 237V239H11ZM88 237V238H87ZM97 237V238H96ZM120 237V238H118ZM128 237V238H127ZM169 237V238H168ZM178 239V241L175 239ZM196 237V238H195ZM199 237V238H198ZM209 239H208V238ZM222 237V238H221ZM227 237L228 241H226L227 239L225 238ZM15 239V242L13 243H10V241L12 242V240L14 241ZM100 238V239H99ZM106 238V240H104ZM158 238V239H157ZM172 238V239H171ZM174 238V239H173ZM198 240L197 242H202L204 241L203 243H205V245H203L201 243V246L203 245L204 248L202 247L201 249H197L195 244H194V241L195 239ZM203 238V239H202ZM224 238V239H223ZM19 239V240H18ZM90 239V240H91ZM107 239L109 240L108 243H107ZM111 239V240H110ZM116 239V240H115ZM128 239H131L129 240V243H134L133 242V239L134 241L137 243L131 246L133 247H136V248H133L130 246L131 250L129 249V244L128 242H126V245H123V248L122 247L120 248L118 245L120 243L122 244H125V241H127ZM139 239V240H138ZM166 239V240H165ZM170 239V240H169ZM182 241L183 243H181L180 241ZM190 239V241H189ZM202 241H201V240ZM208 239V240H207ZM17 240V241H16ZM125 240V241H124ZM160 240L163 242H160ZM171 240H174L175 242H169ZM206 240V241H205ZM211 240V241H210ZM95 241V242H94ZM98 241V242H97ZM103 242V243H100ZM112 241V242H111ZM168 245H167V243ZM176 241L179 242V244L177 243L176 244ZM210 241V243H208ZM230 241V242H229ZM6 242V243H5ZM77 242V241H76ZM84 242V241H83ZM111 242V244H110ZM115 242V243H114ZM120 242V243H119ZM124 242V243H123ZM145 242V243H144ZM147 242V243H146ZM165 242V243H164ZM192 242V243H191ZM207 242V243H206ZM230 244H229V243ZM233 244H232V243ZM96 243V244H95ZM98 243L100 244V246L104 245V243L106 244L107 243V247L105 248L103 246V249L104 251H102L100 249V246L98 245ZM114 243V244H113ZM141 243V244H140ZM6 244V245H7ZM71 244V245H70ZM73 244V245H74ZM94 246H93V245ZM121 244V245H122ZM138 244V246L136 245ZM145 244V247L147 248V246L150 244V247L151 249L153 250V253H150L152 252L151 249L150 251H148V256L146 255V250H143V249H146V248H143L142 245L144 246ZM148 244V245H147ZM98 245V246H96ZM117 245V246H116ZM164 245H167V246H164ZM83 246V245H82ZM80 245V247H82ZM101 246V248H102ZM73 247V248H72ZM111 247V250H108L109 248ZM116 247L120 248L123 250V252H121L122 250H119L116 249ZM148 247V249L150 248ZM185 247V248H183ZM7 248V249H6ZM83 248V247H82ZM82 248H81V252L83 253H86V255L88 256V253L87 252H84L82 251ZM113 248L116 250L115 253H114V250ZM136 249V250H133V249ZM236 248V249H234ZM84 249V248H83ZM140 249V250H139ZM147 249V250H148ZM187 249V251H186ZM98 250H101L103 253H101V251H99L100 254H103V255H100L97 251ZM113 250V251H112ZM235 250V251H234ZM110 251V252H109ZM117 251H120V252H117ZM134 251V252H133ZM183 251V252H182ZM186 251V252H185ZM78 252V251H77ZM111 252L113 253V257ZM119 254H117V253ZM141 252H142V256L141 255ZM81 253V254H83ZM126 253V254H125ZM152 255H150V254ZM156 253H158L156 255ZM161 253V254H160ZM163 253V254H162ZM79 254V255H81ZM106 254V255H105ZM109 254V255H108ZM114 254H116L117 256H115ZM224 254L222 257L221 255ZM85 255V254H84ZM85 255V260L87 261V256ZM111 255V256H110ZM130 256V259H128L127 257V262H129L132 258V256ZM149 255H150V260H149ZM155 255V256H154ZM161 255V256H160ZM185 255V257H184ZM138 256V257H137ZM154 256V258L152 257ZM160 256V257H158ZM183 256V258H181ZM8 257V259H7ZM11 257V258H9ZM102 257V258H100ZM104 257V258H103ZM223 257L227 258L226 261L223 260ZM0 258V259H1ZM81 258V259H80ZM158 258V259H157ZM181 258V259H180ZM7 259V260H6ZM80 259V260H79ZM114 259V260H113ZM151 259L153 260V262H151ZM2 260H1V264H2ZM5 260V262H4ZM14 260V261H12ZM84 260V259H83ZM93 260V258L89 259V263ZM154 260H157L156 262ZM159 260V262H158ZM94 261V260H93ZM91 262V264H93L94 262ZM160 261H163V262H160ZM83 262V263H82ZM113 262V263H112ZM132 262V263H133ZM248 262V263H247ZM98 263V262H96ZM94 263V264H96ZM99 263V264H101ZM114 263V264H116ZM126 261L123 263L125 264ZM131 263V262H130ZM228 263V264H230ZM7 264V263H6ZM9 264V263H8ZM12 264V263H10ZM86 264V263H85ZM127 264V263H126ZM129 264V263H128Z\"/></svg>",
  "mask_w": 264,
  "mask_h": 264
},
{
  "label": "bare ground",
  "instance_id": "6f19581e",
  "mask_svg": "<svg viewBox=\"0 0 264 264\" xmlns=\"http://www.w3.org/2000/svg\"><path fill=\"white\" fill-rule=\"evenodd\" d=\"M1 1L2 0H0V15H3V17L4 16H6L7 18H9V21H12L13 22V24H16V28L19 30V28H20V30L21 31H25L26 29H28V27L29 28H31L30 27V25L32 24H30V22H33V24L35 23V25H38L37 27H39V28H41V29H44V27L45 28H49V29H51L50 31H53L52 32V34L54 33L55 34V38H54V40L56 39L57 41H59L60 43L61 42H64L65 44L67 43V42H69V47H71V44L70 43H73V44H75V45H79L81 42H87V43H85V44H83V43H81V45L83 44V45H85V46H87V44L89 45L90 44V46H92V48L94 49V50H96V52L98 51H100L101 50V52L100 53H95V51H94V53L96 54V55H98V56H100L99 54H105L106 56H107V58H109V60L110 59H112L113 58V60H114V58L115 59H121V60H125L126 61V59L128 60L127 62L129 63V61H131L132 63H130V64H132L130 67H128L127 68V66L128 65H130V64H128L127 62V66H126V69L124 68H121V69H123V70H121V72H120V74H123L124 76H118V78L120 77V79L119 80H121V85L126 89V90H128L129 92H134V95H136V96H138V97H140V94H142L141 92H140V90H141V88H140V85H142V84H144V82H145V86L147 87L148 86V88H142V89H147V91H148V93L151 91V90H156V91H158L159 90V92H160V94H159V97H158V93L157 92H155L154 90V92H155V95H153L151 92H150V97L153 95V97H154V100L153 101H155V102H153L151 99V101L154 103V105L156 106H154L153 105V103H152V105H153V111H155V108H156V110L158 109V107L160 106V105H164V102H166V104L168 103V105L170 106V111L171 112H169V113H171V115H172V117H173V115L175 114V118L177 119V117L179 118V121H181L184 125H186V127H185V129L183 130V129H181V128H179V127H177V126H175V124L177 123V120H175L174 119V117H173V119H172V117L169 115V113H165V112H163L162 111V109H160L159 108V110H158V112L156 113V114H153V115H156L157 116V114L159 115L158 117H157V119H158V121H159V119H161V123H163V125H164V127H163V129H167L166 131H168V132H165L167 135H168V133H171L172 131L174 132V133H172V134H169V136L170 137H172L176 142H177V139H175V133L176 134H178L179 135V137H178V142L180 141L181 143H178V144H180V146L182 145V148L181 149H179L180 151H185V153H189V155L190 154H194L196 157H197V159L195 158V156H191V157H193L196 161H197V164L201 167V168H203L204 170H206V171H204V172H209V171H212V173L214 172V174L216 175L218 172H220L221 170H220V167L218 168V165L215 163V161L214 162H212V160H210L209 161V159H208V157H210L211 156V153H213L212 155H214L215 153H216V151L218 152V151H223L224 150V153H222L221 155H223V154H225V151H227V152H229V150L230 151H233L234 149H238V147L239 148H241L242 146H244V148H245V150H246V153H245V155H246V158H243L245 155H241V154H239V153H241V151L239 152V150L240 149H238V152H237V150L236 151H233V152H237L236 154H237V158L239 157L240 158V156L242 157V159H239V161H237V164H239V165H237L238 167H240V163L241 164H243L242 162L243 161H245V166H249V167H252L253 169H255L257 172H261V173H263V177H264V0H8L9 1V4H7L6 5V3H8V2H6L5 4H3V3H1ZM2 2H4V0L2 1ZM30 16H32V17H35V20H32L31 21V18L32 17H30ZM2 16H0V18H1ZM2 17V18H3ZM4 19V18H3ZM34 19V18H33ZM29 21V22H28ZM35 25H32V26H34L35 27ZM33 27V28H34ZM35 29V28H34ZM48 29V30H49ZM15 30V29H14ZM17 30V32H19ZM30 30V29H29ZM28 30V31H29ZM39 30V29H38ZM38 30H36V32L38 31ZM44 30H46L47 31V29H44ZM43 30V31H44ZM23 31V32H24ZM28 31H26L27 32V34H29L28 33ZM40 31V30H39ZM25 32V33H26ZM48 32V31H47ZM25 33H23L24 35H25ZM31 33H32V31H31ZM31 33H30V35H31ZM34 33V32H33ZM37 34V33H36ZM53 34V35H54ZM22 35V34H21ZM30 35H26V37L29 39V36ZM41 35H43V34H41ZM41 35H39V37L41 38L42 36ZM51 35V34H50ZM49 35V36H50ZM36 36V35H35ZM37 36H38V34H37ZM44 36V35H43ZM47 36V35H46ZM37 38V39H39L37 42L40 44V43H42V45H44V43H46L47 42V39L45 40V39H43V37H42V41H40V38ZM54 37V36H53ZM53 37H47L48 39H50V41H51V39L53 38ZM32 38V37H31ZM35 38V37H34ZM36 39V40H37ZM25 40V39H24ZM34 40V39H33ZM32 40V41H33ZM54 41V44H57V41ZM45 41V42H44ZM52 41H53V39H52ZM71 41H73V42H71ZM34 42V41H33ZM56 42V43H55ZM51 43V42H50ZM59 43V44H60ZM64 43H61V47H63L62 46V44L64 45ZM59 44H57V45H59ZM73 44H72V47L73 48H75V46H73ZM41 45V44H40ZM80 45V46H81ZM82 45V46H83ZM7 46V45H6ZM6 46H4V47H6ZM65 46V45H64ZM76 46V47H77ZM81 46V47H82ZM84 46V47H85ZM102 48H100V47ZM8 47V46H7ZM60 47V46H59ZM88 48H91V47H88ZM5 49V48H4ZM70 49V48H69ZM72 49V48H71ZM85 49H87L86 47H85ZM7 50V49H6ZM5 50V51H6ZM13 50V49H12ZM75 50H78V47L75 49ZM84 50V49H83ZM102 50L105 52V53H103L102 52ZM11 51V50H10ZM61 51V50H60ZM79 51V50H78ZM90 51H92V50H90L89 49V52ZM7 52V51H6ZM62 52H64V51H62ZM74 52V51H73ZM86 52V51H85ZM84 52V53H85ZM3 53H5V52H3ZM14 53V52H13ZM58 53V52H57ZM56 53V54H57ZM69 53V52H68ZM9 54V53H8ZM56 54L54 53V59L56 58ZM75 55L74 56H76L77 58L76 59H78V55L79 56H81V55H83L82 53L81 54H76V53H74ZM90 54V53H89ZM93 54V53H92ZM94 54V55H95ZM61 55V54H60ZM84 55H86V54H84ZM88 55V54H87ZM12 56V55H11ZM10 56V57H11ZM62 56V55H61ZM61 56H59L60 57V59H58V61L60 60L61 61V58L62 59H64L63 57H61ZM90 56V55H89ZM92 56V55H91ZM9 57V58H10ZM82 57V56H81ZM102 56H100V58H101ZM2 58H3V55H2ZM1 58V59H2ZM83 58V57H82ZM96 58H97V56H96ZM99 58V57H98ZM102 58H105L104 57V55H103V57ZM102 58H101V60H102ZM106 58V59H107ZM79 59H80V57H79ZM86 59V58H85ZM94 59V58H93ZM3 60H6L5 59V57H4V59ZM8 61H9V59H7ZM56 60H57V58H56ZM88 60V59H87ZM108 60V59H107ZM7 61V62H8ZM59 61V62H60ZM64 61H65V59H64ZM80 62H81V60H79ZM83 61V60H82ZM92 61V60H91ZM112 61V60H111ZM111 61L109 62V63H111ZM115 61V60H114ZM4 62V61H3ZM3 62H2V64H3ZM76 62V61H75ZM84 63H85V60L83 61ZM106 62V61H105ZM104 62V63H105ZM119 62H121V64L122 63H124V62H122V61H119ZM42 63V62H41ZM44 63V62H43ZM78 63V62H77ZM90 63V62H89ZM103 63V62H102ZM103 63V64H104ZM107 63H108V61H107ZM114 63H117V61L116 62H114ZM126 63H124V65L126 64ZM80 64V63H79ZM118 64V63H117ZM81 65V64H80ZM102 65V64H101ZM110 65V64H109ZM109 65H108V67H109ZM114 65H116V64H114ZM123 64H122V66H124ZM5 67H6V64L4 65ZM59 66V65H58ZM82 66V65H81ZM86 66H87V64H86ZM111 66V65H110ZM3 67V66H2ZM1 67V68H2ZM56 66H54V68H55ZM61 67V66H60ZM94 67V66H93ZM108 67H105L106 69L108 68ZM62 68V67H61ZM61 68H60V70H61ZM80 68V67H79ZM82 68V67H81ZM92 68V67H91ZM101 68H104L103 67V65H102V67ZM114 68V67H113ZM51 69V68H50ZM88 68H86V70H87ZM98 69V68H97ZM110 69V68H109ZM108 69V70H109ZM115 69H116V66H115ZM118 69V68H117ZM58 70V69H57ZM65 70V69H64ZM63 70V71H64ZM85 70V71H86ZM88 70H90V69H88ZM94 70H95V67H94ZM102 70V69H101ZM62 71V70H61ZM68 71V70H67ZM70 71V70H69ZM92 71V70H91ZM96 71V70H95ZM94 71V72H95ZM105 71V70H104ZM111 71H113V70H111ZM110 71V72H111ZM117 71V70H116ZM5 72V71H4ZM54 72V71H53ZM59 72V71H58ZM65 72H66V70H65ZM87 72V71H86ZM86 72H84V73H86ZM90 72V71H89ZM97 72V71H96ZM98 72H101V71H99L98 70ZM109 72V71H108ZM107 72V73H108ZM62 74H63V72H61ZM105 73V72H104ZM103 73V74H104ZM87 74H88V72H87ZM93 74H97V73H93ZM110 74V73H109ZM115 74V73H114ZM113 74V77L114 76H116L117 77V74L119 75V73H116V75H114ZM52 75V74H51ZM50 75V76H51ZM85 75V74H84ZM101 75V74H100ZM100 75H98V76H100ZM107 75V74H106ZM165 76V78H166V80L165 79H162V78H158L157 76ZM47 76V75H46ZM65 76H67V75H65ZM87 76V75H86ZM85 76V77H86ZM90 76V75H89ZM127 76V77H126ZM134 76H136L135 78H137V76L139 77V78H141V79H143V81L141 80V82H143V83H139V81H138V83H139V86H138V84H137V82L136 83H134L133 82V78H134ZM10 77V76H9ZM55 77H56V75H55ZM54 77V78H55ZM58 77V76H57ZM88 77V76H87ZM96 77H97V75H96ZM104 77V76H103ZM39 78V77H38ZM48 78H50V77H48ZM62 78V77H61ZM84 78V77H83ZM93 78V77H92ZM101 78V77H100ZM111 78H112V76H111ZM117 78V79H118ZM29 79V78H28ZM35 79H36V77H35ZM51 79V78H50ZM85 79V78H84ZM104 79H105V77H104ZM113 79V78H112ZM65 80V79H64ZM63 80V78H62V80L61 81H64ZM76 80V79H75ZM87 80V79H86ZM89 80V79H88ZM92 80V79H91ZM101 80V79H100ZM106 80V79H105ZM135 80H139V79H135ZM3 81V80H2ZM49 81V80H48ZM53 81V80H52ZM82 81V79L80 80V82ZM84 81V80H83ZM95 81V80H94ZM102 81H103V79H102ZM108 81V80H107ZM118 81V80H117ZM44 82H45V80H44ZM43 82V83H44ZM68 82V81H67ZM87 82V81H86ZM35 83V82H34ZM48 83V82H47ZM50 83V82H49ZM53 83V82H52ZM61 83V82H60ZM77 83H78V81H77ZM82 83V82H81ZM90 83V82H89ZM100 83V82H99ZM116 83V82H115ZM120 83V82H119ZM42 84V83H41ZM55 84V83H54ZM63 84V83H62ZM68 84V83H67ZM70 84H73V83H70ZM87 85H88V83H86ZM97 84V83H96ZM103 84V83H102ZM104 84H110V83H104ZM40 85V84H39ZM43 85V84H42ZM48 85V84H47ZM75 85V84H74ZM93 85V84H92ZM120 85V84H119ZM33 86V85H32ZM45 86V85H44ZM49 86V85H48ZM47 86V87H48ZM71 86V85H70ZM82 86H83V84H82ZM88 86H90V85H88ZM95 86V85H94ZM110 86H111V84H110ZM115 86V85H114ZM113 86V87H114ZM144 86V85H143ZM67 87V86H66ZM91 87V86H90ZM102 87H104V85L102 86ZM106 87V86H105ZM117 87V86H116ZM140 89H139V88ZM149 87H151L150 89V91H149ZM10 88V87H9ZM33 88V87H32ZM49 88V87H48ZM72 88V87H71ZM70 88V89H71ZM96 88V87H95ZM124 88H122V89H124ZM35 89V88H34ZM40 89V88H39ZM50 89V88H49ZM80 89H81V87H80ZM99 89H102V88H100L99 87ZM113 89V88H112ZM43 90H44V88H43ZM82 90H84V88H82ZM88 90H89V87H88ZM90 90H92V89H90ZM104 90V89H103ZM102 90V91H103ZM106 90V89H105ZM115 90V89H114ZM118 90V89H117ZM126 90H125V92H126ZM34 91H36V89L34 90ZM39 91V90H38ZM50 91V90H49ZM73 91V90H72ZM101 91V92H102ZM107 91V90H106ZM119 91V90H118ZM123 91V93H124V90H122ZM143 91H145V90H143ZM146 91V92H147ZM181 91V92H180ZM44 92V91H43ZM48 92V91H47ZM52 92V91H51ZM51 92H49V93H47L48 95L51 93ZM86 92V91H85ZM88 92V91H87ZM86 92V93H87ZM89 92H91V91H89ZM139 92H140V94H139ZM31 93V95H32V92H30ZM69 93H70V91H69ZM68 93V94H69ZM76 93V92H75ZM79 93V92H78ZM78 93H76V94H78ZM81 93H83V92H81ZM100 93V92H99ZM103 93V92H102ZM101 93V94H102ZM109 93V92H108ZM111 93V92H110ZM120 93H122V92H120ZM128 93V92H127ZM37 94V93H36ZM45 94V93H44ZM67 94V93H66ZM72 94V93H71ZM89 94V93H88ZM91 94H93V92L91 93ZM90 94V95H91ZM107 94V93H106ZM105 94V95H106ZM117 94V93H116ZM53 95H54V92H53ZM58 95V94H57ZM73 95V94H72ZM89 95V96H90ZM97 96H99V94H96ZM104 95V96H105ZM110 95V94H109ZM119 95V94H118ZM126 95V94H125ZM144 95H146V94H143V96ZM41 96V95H40ZM50 96V95H49ZM60 95H58V97H59ZM82 96V95H81ZM88 95L85 97L84 95H83V97H85V98H88L89 97ZM93 96V95H92ZM95 96V95H94ZM130 96H131V94H130ZM143 96H141V97H143ZM42 97V96H41ZM43 97H44V95H43ZM48 97V96H47ZM55 99H56V97L55 96H53ZM53 97L51 98V99H53ZM60 97H62V96H60ZM71 98H74V97H72V96H70ZM76 97V96H75ZM103 97V96H102ZM111 97V96H110ZM124 97V96H123ZM140 97V98H141ZM146 98L148 97L149 98V95L147 94V96H145ZM145 97H144V99H145ZM32 98V97H31ZM46 98V97H45ZM64 98H66V97H64ZM68 98V97H67ZM79 98H80V96H79ZM89 98H92V97H89ZM101 98V97H100ZM114 98V97H113ZM118 99V97H115V99ZM33 99V98H32ZM70 99V98H69ZM76 99V98H75ZM84 100V98H81V100ZM102 99V98H101ZM121 99H122V97H121ZM135 99V98H134ZM143 98H141V100L143 101L144 100ZM30 100V99H29ZM45 100H47V98L45 99ZM58 100V99H57ZM60 100V99H59ZM58 100V101H59ZM62 100V99H61ZM78 100H80V99H78ZM82 100V101H83ZM86 100H89V99H86ZM95 100V98L93 99V101ZM103 101H104V97H103V99H102ZM106 100V99H105ZM107 100H109L108 98H107ZM120 100V99H119ZM125 100H127V99H125ZM141 100H139V101H141ZM146 100V99H145ZM144 100V102L146 103V101L148 102V100H146L145 101ZM38 101H39V99H38ZM37 101V102H38ZM51 101H54V100H51ZM57 101V102H58ZM63 101H65V100H63ZM92 101V100H91ZM90 101V103H91V105L93 104L92 102ZM115 101V100H114ZM122 101V100H121ZM128 101V100H127ZM130 101V100H129ZM0 102H1V100H0ZM28 102V101H27ZM32 102V101H31ZM45 103H46V101H44ZM67 102V101H66ZM69 102H71V101H69ZM72 102H74V101H72ZM78 102V101H77ZM76 102V105L78 104ZM84 102V101H83ZM88 102V101H87ZM87 102H85V103H87ZM96 102V101H95ZM98 102V101H97ZM96 102V103H97ZM132 102V101H131ZM47 103H49L48 101H47ZM52 103V102H51ZM60 103H61V101H60ZM75 103V102H74ZM81 103V102H80ZM114 103V102H113ZM115 103H117V102H115ZM142 103V102H141ZM41 104H42V102H41ZM58 104V103H57ZM62 104H64V103H62ZM61 104V105H62ZM70 104H72V103H70ZM101 104H102V102H101ZM101 104L99 105L100 107L99 108H103V109H107V108H104V106L103 107H101ZM118 104V103H117ZM116 104V105H117ZM121 104V103H120ZM120 104L119 105H117V107H119L120 106ZM129 104V103H128ZM135 104V103H134ZM137 104H139V103H137ZM142 104H144V103H142ZM147 104V103H146ZM33 105H34V103H33ZM38 105V104H37ZM98 104H96V106H97ZM102 105H104V104H102ZM113 105H115V104H113ZM131 105V104H130ZM32 106V105H31ZM50 106H53V103L50 105ZM58 106V105H57ZM73 106V105H72ZM71 106V108L73 109L74 107H72ZM93 106V105H92ZM110 106V105H109ZM108 106V107H109ZM133 106V105H132ZM146 106V105H145ZM38 107V106H37ZM42 107H43V105H42ZM46 107V106H45ZM60 107V106H59ZM70 107V106H69ZM78 107H79V104H78ZM115 107V106H114ZM120 107H122V106H120ZM138 108L140 107V105L139 106H137ZM149 107V106H148ZM147 107V108H148ZM152 107V106H151ZM155 107V108H154ZM161 107V106H160ZM32 108H33V106H32ZM51 108V107H50ZM55 108H56V106H55ZM54 108V109H55ZM58 108V107H57ZM75 108H77V107H75ZM92 108V107H91ZM96 108V107H95ZM94 108V110L95 111H97L96 109ZM98 108V107H97ZM111 108V107H110ZM134 108H136V107H134ZM133 108V109H134ZM137 108V109H138ZM142 108V107H141ZM146 108V109H147ZM48 108H46V109H44V110H47ZM67 109V108H66ZM130 109H131V107H130ZM136 109V110H137ZM143 109H145V108H143ZM145 109V111H147ZM38 110H40V108L38 109ZM53 109H51V111H52ZM56 110V109H55ZM63 110V109H62ZM68 110H71V109H68ZM68 110H66V112L68 111ZM75 110V109H74ZM89 110V109H88ZM88 110H87V112H88ZM99 110V109H98ZM111 110V109H110ZM115 110V109H114ZM116 110H117V108H116ZM142 110V109H141ZM23 111V110H22ZM28 111V110H27ZM31 111V110H30ZM54 111V110H53ZM60 111V110H59ZM64 111H65V109H64ZM80 111V110H79ZM82 111V110H81ZM80 111V112H81ZM90 111V110H89ZM102 111H104V110H101V112ZM125 111V110H124ZM25 112H26V109H25ZM32 112V111H31ZM30 112V113H31ZM40 112V111H39ZM76 112H77V110H76ZM99 112V111H98ZM107 112H108V110H107ZM114 112V111H113ZM112 112V113H113ZM119 112V111H118ZM117 112V113H118ZM135 111H133L132 113H133V115L135 114L134 113ZM152 112V111H151ZM27 113V112H26ZM51 113V112H50ZM54 113V112H53ZM56 113V112H55ZM55 113L53 114V115H55ZM60 113V112H59ZM69 113V112H68ZM70 113H72L71 111H70ZM74 113V112H73ZM84 113H85V111H84ZM92 113H93V111H92ZM91 113V114H92ZM95 113V112H94ZM106 113V112H105ZM122 113V112H121ZM120 113V114H121ZM145 113H147V112H145ZM154 113V112H153ZM174 113V114H173ZM34 114V116H36L35 114L36 113H33ZM32 114V115H33ZM64 113H62V115H63ZM137 114V113H136ZM40 115V114H39ZM56 115H58V113L56 114ZM55 115V116H56ZM66 115V114H65ZM78 116L77 117H79V115H82L81 113H79V114H77ZM84 115V114H83ZM95 115V114H94ZM93 115V116H94ZM97 115V114H96ZM95 115V116H96ZM122 115V114H121ZM130 115H132V114H130ZM146 115V114H145ZM144 115V116H145ZM149 115V114H148ZM27 116H28V114H27ZM42 116L44 117V115L42 114ZM59 116V115H58ZM76 116V115H75ZM85 118H86V113H85ZM87 116H88V114H87ZM108 116H110V115H108ZM108 116H106V117H108ZM141 116V115H140ZM143 116V115H142ZM142 116H141V118H142ZM150 116H152V114H150ZM149 116V117H150ZM156 116H154V118L156 117ZM33 117V116H32ZM41 117V116H40ZM62 117V116H61ZM60 117V118H61ZM66 117V116H65ZM68 117V116H67ZM82 117V116H81ZM89 117H90V115H89ZM89 117H88V119H89ZM100 117V116H99ZM104 117V116H103ZM114 117V116H113ZM133 117H136V116H133ZM36 118V117H35ZM47 118H48V116H47ZM46 118V119H47ZM51 118V117H50ZM55 118V117H54ZM70 118H71V116H70ZM91 118V117H90ZM94 118V117H93ZM139 118V117H138ZM146 118V117H145ZM148 118V117H147ZM26 119V118H25ZM30 119V118H29ZM82 119V118H81ZM80 119V120H81ZM87 119V118H86ZM87 119V120H88ZM96 119V118H95ZM101 119H102V117H101ZM108 119V118H107ZM118 119V118H117ZM116 119V122H118L119 120H117ZM150 119V118H149ZM151 119H153V116H152V118ZM44 120H45V118H44ZM73 120V119H72ZM71 120V121H72ZM83 120H84V117H83ZM82 120V121H83ZM91 120V119H90ZM94 120V119H93ZM92 120V121H93ZM100 120V119H99ZM104 120V119H103ZM113 120V119H112ZM129 120H130V118H129ZM128 120V121H129ZM137 120V119H136ZM138 120H140V119H138ZM146 120V119H145ZM34 121H35V119H34ZM37 121H39V120H37ZM49 121V120H48ZM73 121H76V120H73ZM85 121V120H84ZM89 121V120H88ZM101 121V120H100ZM100 121H99V124H100ZM125 121V120H124ZM141 121V120H140ZM151 121V120H150ZM163 121V122H162ZM32 122V121H31ZM41 122V121H40ZM45 122V121H44ZM59 122V121H58ZM80 122V121H79ZM78 122V123H79ZM105 122V121H104ZM108 122H110V120L108 121ZM112 122V121H111ZM130 122V121H129ZM128 122V123H129ZM133 122H134V120H133ZM145 122V121H144ZM85 124H86V122H84ZM102 123V122H101ZM121 123V122H120ZM124 123V122H123ZM140 123H142V121L140 122ZM146 123V122H145ZM149 123V122H148ZM153 123H155V122H153ZM51 124V123H50ZM88 124H91L90 122H88ZM106 124H107V122H106ZM112 125H113V122L111 123ZM127 124V123H126ZM125 124V125H126ZM144 123H142V125H143ZM147 124V123H146ZM165 124H167V126H166V128H165ZM53 125V124H52ZM82 125V124H81ZM84 125V124H83ZM101 125V124H100ZM100 125H99V127H100ZM110 125V124H109ZM121 125H123V124H121ZM120 125V126H121ZM128 125V124H127ZM159 125V124H158ZM162 125V126H163ZM179 125H180V123H179ZM182 125V124H181ZM188 125V126H187ZM38 126V125H37ZM78 126V125H77ZM90 126H93V125H90ZM97 126V125H96ZM118 126H119V123H118ZM129 126H131L130 124H129ZM136 126V125H135ZM143 126H145V125H143ZM150 126V125H149ZM153 126H154V124H153ZM161 126V125H160ZM45 127V126H44ZM51 127V126H50ZM86 127V126H85ZM116 127V126H115ZM124 127V126H123ZM122 127V128H123ZM128 126H126L125 128H127ZM133 127V126H132ZM168 127V128H167ZM184 127V126H183ZM90 128V127H89ZM101 128H102V126H101ZM110 128H111V126H110ZM114 128V127H113ZM129 128V127H128ZM131 128V127H130ZM169 128H171V130H168ZM187 128H190L191 130H193V133L191 134L190 132H191V130H190V132H189V130H186ZM44 129V128H43ZM86 129V128H85ZM108 128H106V130H107ZM116 129V128H115ZM141 129V128H140ZM146 129V128H145ZM151 129H152V127H151ZM46 130V129H45ZM54 130V129H53ZM56 130V129H55ZM87 130V129H86ZM111 130V129H110ZM118 130V129H117ZM144 130V129H143ZM36 131V130H35ZM50 131H52V130H50ZM57 131V130H56ZM60 131V130H59ZM89 131V130H88ZM92 131H93V129H92ZM120 131V130H119ZM129 131V130H128ZM137 131V130H136ZM138 131H140V130H138ZM137 131V132H138ZM154 131V133H155V129L153 130ZM160 131V130H159ZM171 131V132H170ZM40 132V131H39ZM64 132V131H63ZM86 132V131H85ZM106 132V131H105ZM110 132V131H109ZM118 132V131H117ZM50 133V132H49ZM83 133H84V131H83ZM90 133V132H89ZM89 133L87 132V134L89 135ZM123 133V132H122ZM122 133H120V134H122ZM136 133V132H135ZM159 133V132H158ZM163 133H164V130H163ZM51 134V133H50ZM67 134V133H66ZM93 134H95V133H93ZM113 134H114V131H113ZM125 134V133H124ZM128 134H130V132H128ZM138 134H139V132H138ZM157 134V133H156ZM161 134V133H160ZM159 134V135H160ZM165 134V135H166ZM174 134V135H173ZM191 134V135H190ZM194 134V135H193ZM38 135V134H37ZM37 135H35V137H40V136H37ZM41 135V134H40ZM52 135V134H51ZM55 135V134H54ZM84 135V134H83ZM86 135V134H85ZM144 135V134H143ZM149 135V134H148ZM163 136H164V134H162ZM161 135V136H162ZM166 135V136H167ZM172 135V136H171ZM49 136V135H48ZM64 136V135H63ZM92 136V135H91ZM95 136V135H94ZM112 136V135H111ZM128 136V135H127ZM150 136V135H149ZM153 136V135H152ZM156 136V135H155ZM162 136V138H164ZM174 136V137H173ZM57 137V136H56ZM55 136H54V138H56ZM60 137V136H59ZM68 137V136H67ZM87 137H89V136H87ZM134 137V136H133ZM169 137V138H170ZM41 138V137H40ZM52 138V137H51ZM85 138H86V136H85ZM92 139H93V137H91ZM95 138V137H94ZM109 138V137H108ZM107 138V140H109ZM116 138V137H115ZM130 138V137H129ZM139 138H141L140 136H139ZM153 138H155L156 139V137H153ZM168 137H166V138H164V139H167ZM168 138V139H169ZM171 138V139H172ZM193 138L195 139V138H198L200 141H201V139H202V141L204 142V144L205 143H207V142H209V144L211 145V148L209 149L206 145H209L208 143L207 144H205V147L207 148V149H209L210 151H211V153H210V151L208 152V154H210V156L208 155V157H206L205 155H203L204 153H201V150H199V148H201L200 146H198L197 144H201L200 142H198V143H196V147H195V142L197 141H195V140H193ZM33 139V138H32ZM35 139V138H34ZM42 139V138H41ZM46 139V138H45ZM44 139V140H45ZM58 139V138H57ZM89 139V138H88ZM87 139V140H88ZM91 139V142L93 143L94 142V140H92ZM98 139V138H97ZM97 139H95V142H96V140ZM111 139V138H110ZM164 139H162V142H163V140ZM170 139V140H171ZM38 140H39V138H38ZM63 140V139H62ZM117 140V139H116ZM116 140H114V141H116ZM140 140V139H139ZM144 140H145V138H144ZM148 140H150V138L148 139ZM157 140V139H156ZM155 140V141H156ZM160 140V139H159ZM159 140H157V142L159 141ZM170 140H168L169 142H170ZM198 140V141H199ZM34 141V140H33ZM50 141V140H49ZM61 141V140H60ZM69 141V140H68ZM102 141V140H101ZM134 141V140H133ZM151 141H154V140H151ZM155 141L153 142L154 144H155ZM172 141V140H171ZM207 141V142H206ZM39 144H40V142L39 141H37ZM37 142H34L35 144H37ZM45 142V141H44ZM43 142V143H44ZM48 142V141H47ZM67 142V141H66ZM89 142V141H88ZM110 142V141H109ZM108 141H107V143H109ZM118 142V141H117ZM117 142H115L116 143V145H117ZM126 142V141H125ZM143 142V141H142ZM156 142V143H157ZM167 142V141H166ZM33 143V142H32ZM50 143H52V142H50ZM54 143V142H53ZM68 143V142H67ZM87 143V142H86ZM92 143H91V145H92ZM98 143H100V142H98ZM106 143V142H105ZM106 143V145H108ZM112 143V141L110 142V144ZM114 143V142H113ZM120 143H122V142H120ZM145 143V142H144ZM149 143V142H148ZM151 143V145H153V143L152 142H150ZM55 144V143H54ZM53 144V145H54ZM95 144V143H94ZM129 144H130V142H129ZM158 144H160L161 145V143H158ZM43 145H46V146H48L47 144H43ZM50 146H51V144H49ZM62 145V144H61ZM64 145V144H63ZM67 145V144H66ZM102 145V144H101ZM101 145H99L98 144V147L99 146H101ZM121 145V144H120ZM119 145V146H120ZM123 145V144H122ZM125 145V144H124ZM128 145V144H127ZM146 145H147V143H146ZM159 145V146H160ZM209 145V146H210ZM38 146V150H40L39 149V145H37ZM40 146H41V144H40ZM47 147V148H51V147ZM55 146V145H54ZM53 146V147H54ZM56 146H58V145H56ZM55 146V147H56ZM111 146L112 145H110V147L108 148V146H107V148H108V150L111 148ZM114 146V145H113ZM112 146V147H113ZM131 146V145H130ZM136 146V145H135ZM168 146H170V145H168ZM168 146H167V148H168ZM197 146L199 147V148H197ZM44 147V146H43ZM97 147V146H96ZM116 147V146H115ZM122 147V146H121ZM120 147V148H121ZM140 147V146H139ZM152 148H153V146H151ZM161 147H162V145H161ZM160 147V148H161ZM164 147V146H163ZM163 147H162V149H163ZM174 147V146H173ZM177 147V146H176ZM220 147V148H219ZM35 148V147H34ZM60 148V147H59ZM100 148H102V146L100 147ZM120 148H119V150H120ZM127 148H129V147H127ZM150 148V147H149ZM155 149H156V146L154 147ZM157 148H158V146H157ZM179 148V147H178ZM205 148V149H206ZM55 149V148H54ZM105 149V148H104ZM121 149H123V148H121ZM133 149V148H132ZM139 149V148H138ZM141 149V148H140ZM202 149V148H201ZM204 149V148H203ZM204 149V150H205ZM206 149V150H207ZM212 149L215 151V153H214V151H212ZM218 149H223V150H218ZM242 149V148H241ZM43 150V149H42ZM51 150H52V148H51ZM50 150V151H51ZM56 150V149H55ZM70 150V149H69ZM95 150H100L99 148H95ZM115 150V149H114ZM134 150H136L135 149V147H134V149H133V151ZM152 150V149H151ZM164 151H165V149H163ZM167 150V153H168V149H166ZM175 151H176V149H174ZM173 150V151H174ZM178 150V151H179ZM205 150V151H206ZM244 150V149H243ZM242 150V152H245V151H243ZM54 151V150H53ZM53 151H51V154H52V152ZM117 151V150H116ZM116 151H114L115 152V154L113 155V156H117V155H121V153L120 154H116ZM131 151V150H130ZM140 151V150H139ZM155 151V150H154ZM158 151V153L160 152V150H157ZM179 151V152H180ZM36 152V151H35ZM41 152V151H40ZM45 152V151H44ZM49 152V151H48ZM55 152V151H54ZM58 152H60V151H58ZM69 152V151H68ZM72 152V151H71ZM70 152V153H71ZM99 152H101V151H99ZM106 152H108L107 150H106ZM110 152H111V149H110ZM117 152H119V151H117ZM120 152H122L121 150H120ZM171 152V151H170ZM178 152V153H179ZM203 152V151H202ZM226 152V154L228 155V153ZM230 153V155L232 156V157H234L232 154H234V153ZM47 153V152H46ZM45 153V154H46ZM112 153H113V150H112ZM124 153V152H123ZM123 153H122V155H123ZM135 154H136V152H134ZM162 153V155L163 154H165V152H161ZM172 153V152H171ZM177 153V152H176ZM184 153V154H185ZM39 154V153H38ZM41 154V153H40ZM48 154V153H47ZM54 154H56V153H54ZM92 154V153H91ZM101 154H102V152H101ZM170 154V153H169ZM192 154V155H193ZM217 154V153H216ZM214 155L215 157L216 156H219V155ZM220 154V153H219ZM240 156H239V155ZM72 155V154H71ZM97 155H98V153H97ZM96 155V156H97ZM108 155V154H107ZM139 155H140V153H139ZM154 155V154H153ZM156 155H158V154H156ZM168 155V154H167ZM166 155V156H167ZM172 155V154H171ZM178 155V154H177ZM187 155V154H186ZM186 155H184V157L186 156ZM188 155V156H189ZM227 155H225V158H226V156ZM45 156V155H44ZM50 156V155H49ZM68 156V155H67ZM90 156H92V155H90ZM93 156H95V155H93ZM103 156V155H102ZM113 156H112V158H113ZM129 156V155H128ZM135 156H137V155H135ZM163 156H165V155H163ZM170 156V155H169ZM175 156V155H174ZM224 156V155H223ZM231 156H229V157H227V159L229 158V161L231 160V161H233L232 159V157ZM14 157V156H13ZM37 157H38V155H37ZM46 158H49V157H47V156H45ZM52 157V156H51ZM50 157V158H51ZM64 157H66V155L65 156H63V158ZM100 157H101V155H100ZM105 157V156H104ZM109 157V156H108ZM120 157V156H119ZM132 157V156H131ZM213 156H211V158H212ZM215 157H214V159H215ZM221 156H219V157H216V158H220ZM232 159H231V158ZM21 158V157H20ZM42 158H43V156H42ZM41 158V159H42ZM45 158V159H46ZM49 158V159H50ZM56 157H54L53 159H55ZM67 158V157H66ZM65 158V160H67ZM90 158V157H89ZM89 158H87V161H88V159ZM95 158V157H94ZM115 158V157H114ZM125 158V157H124ZM137 158H139V157H137ZM185 158H187V159H190V158H188V157H185ZM185 158H183V160L185 159ZM210 158V159H211ZM52 159V158H51ZM52 159V160H53ZM71 159V158H70ZM109 159H110V157H109ZM121 159V158H120ZM126 159V158H125ZM135 159V158H134ZM168 159V158H167ZM179 159L181 160L182 159V157H179ZM187 159H185L184 161L183 160H181V161H183V162H178L179 163V165L178 164H176V165H178V166H181V164L183 165V163L185 164V163H187L188 161H186ZM222 159H224V157L222 158ZM227 159H226V161H227ZM234 159H235V157H234ZM244 159V160H243ZM14 160V159H13ZM60 160V159H59ZM73 160H74V157H73ZM96 160V159H95ZM112 160H114V159H112ZM111 160V162H113ZM115 160H116V158H115ZM143 160V159H142ZM193 161V159H192V162H193V165H194V162H196V161ZM218 160V159H217ZM225 160V159H224ZM224 160H219V162L220 161H224ZM237 160V159H236ZM240 160H243V161H240ZM41 161V160H40ZM57 161V160H56ZM61 161V160H60ZM109 162H110V160H108ZM140 161V159L138 160V162ZM178 161V160H177ZM186 161V162H185ZM227 162L228 164H229V166L231 165H233V163L234 162ZM235 161V160H234ZM18 162V161H17ZM38 162V161H37ZM46 163H47V161H45ZM53 162L55 163V161L53 160ZM75 162H77L76 160H75ZM75 162H73V164L75 163ZM89 162V161H88ZM95 162H98V161H95ZM94 162V163H95ZM166 162V161H165ZM191 162V163H192ZM218 164H219V162L218 161H216ZM238 162H240V163H238ZM69 163V162H68ZM78 163H79V161H78ZM90 163H92V162H90ZM122 163V162H121ZM126 163V166H129V168H130V165H127L128 163L127 162H125ZM132 164H134V162H131ZM130 163V164H131ZM137 163V162H136ZM181 163V164H180ZM189 164V162H188V165L187 166H189V165H192V164ZM222 163V162H221ZM236 163V162H235ZM234 163V164H235ZM40 164V163H39ZM43 164V163H42ZM42 164H40V165H42ZM60 165H59V168H60V166H62L63 168H64V170H65V175H68L69 174V176H68V178H71L72 176L71 175H73V173L71 172V170H70V172H69V169L70 168H67L66 166H65V164L61 161L60 163H59ZM67 164V163H66ZM72 164V165H73ZM98 164V163H97ZM117 164V163H116ZM124 164V163H123ZM225 164V163H224ZM223 163L222 164H220V166L221 165H224ZM244 164H243V166H244ZM29 165V164H28ZM70 165V164H69ZM76 165V164H75ZM79 165V164H78ZM125 165V164H124ZM134 165H136V164H134ZM142 165V164H141ZM191 166L192 168H187L186 167V165H185V167L187 168H183V166H181V169L180 168H178V169H180L179 171H181V173L178 171V173L180 174V177H181V175H182V178L181 179H185V178H187L188 177V174L190 173V174H192L193 172L194 173H196V172H198V170L196 171V170H194L195 168H193V167H195L196 166V163H195V165L194 166ZM3 166H4V164H3ZM5 166H6V164H5ZM47 166V165H46ZM45 166V167H46ZM58 166V165H57ZM94 166H95V164H94ZM120 166H121V164H120ZM172 166V165H171ZM228 166V165H227ZM245 166H244V168H245ZM8 167V166H7ZM25 167V166H24ZM69 167H71V166H69ZM73 167V166H72ZM71 167V168H72ZM77 167V166H76ZM93 167V166H92ZM124 167V166H123ZM136 167V166H135ZM139 167V166H138ZM137 167V169H139ZM198 166H196V168H197ZM235 167H236V165H235ZM5 167H3V169H4ZM27 168H28V166H27ZM41 168V167H40ZM74 168V167H73ZM126 168V167H125ZM141 168V167H140ZM182 168L184 169L183 170V172L184 173H182ZM199 168V167H198ZM200 168V169H201ZM230 168V167H229ZM233 168H234V166H233ZM242 168V167H241ZM240 168V169H241ZM6 169V168H5ZM4 169V170H5ZM8 169V171H10L9 170V168H7ZM6 169V170H7ZM61 169V168H60ZM82 169V168H81ZM95 167H94V171H95ZM132 169V168H131ZM130 169V170H131ZM175 169V168H174ZM192 169H193V172H190V170L192 171ZM203 169H201V170H203ZM222 169V168H221ZM243 169V168H242ZM12 170V169H11ZM28 170V169H27ZM48 170H50V169H48ZM62 171H64L63 169H61ZM77 170V169H76ZM78 170H80V167H79V169ZM83 170V169H82ZM97 170V169H96ZM134 170V169H133ZM142 170V169H141ZM140 170V171H141ZM177 170V169H176ZM187 170V172H185ZM188 170H189V173H188ZM209 170V171H208ZM224 170V169H223ZM248 170V169H247ZM246 170V171H247ZM8 171H6L7 173V175L9 176L10 175V178H11V173L9 174L8 173ZM66 171H67V173H66ZM137 171V170H136ZM225 171V170H224ZM12 172V171H11ZM80 172V171H79ZM83 172V171H82ZM85 172V171H84ZM131 172V171H130ZM134 172H135V170H134ZM133 172V173H134ZM145 172V171H144ZM226 172V171H225ZM224 172V174H226ZM238 172V171H237ZM251 172V171H250ZM259 172V173H260ZM26 173V172H25ZM28 173V172H27ZM49 173H50V171H49ZM70 173H72L71 175H70ZM87 173V172H86ZM95 173V172H94ZM96 173H97V171H96ZM174 173V172H173ZM185 173H187L186 175L187 176H185L184 174ZM202 173V172H201ZM211 173V172H210ZM209 173V174H210ZM211 173V174H212ZM247 173V172H246ZM260 173V174H261ZM51 174V173H50ZM82 174V173H81ZM85 174V173H84ZM91 174V173H90ZM93 174V173H92ZM136 174H137V172H136ZM135 174V175H136ZM143 174V173H142ZM189 174V175H190ZM197 174V173H196ZM198 174H199V172H198ZM237 174V173H236ZM240 174V173H239ZM238 174V175H239ZM48 175V174H47ZM95 175V174H94ZM194 175V174H193ZM200 175V174H199ZM198 175V176H199ZM221 175V174H220ZM222 175H223V173H222ZM241 175V174H240ZM254 175V174H253ZM252 175V176H253ZM258 175V174H257ZM12 176H13V173H12ZM51 176V175H50ZM93 176V175H92ZM173 176V175H172ZM192 175H190V177H191ZM197 176V177H198ZM211 176V175H210ZM209 176V177H210ZM225 176V175H224ZM228 176V175H227ZM227 176H226V179L224 180V182L226 183H228L229 182V178H231L230 180H232V176H231V172H230V176L228 177V179H227ZM247 176V175H246ZM52 177H53V175H52ZM54 177H55V175H54ZM67 177V176H66ZM134 177V176H133ZM136 177V176H135ZM139 177V176H138ZM200 177L203 179V177H204V179H205V177H207V176H205L204 174H203V176L202 175H200ZM212 177H214V176H212ZM216 177V176H215ZM214 177V178H215ZM234 177V176H233ZM249 177V176H248ZM261 177H262V175H261ZM260 177V178H261ZM262 177V178H263ZM20 178V177H19ZM73 178L76 180V182H78L77 181V179L74 177V175H73ZM81 178V177H80ZM89 178V177H88ZM94 178V177H93ZM176 178H177V176H176ZM193 178H195L196 179V175L195 176H193ZM201 178H199L200 180H201ZM221 178H225V177H221ZM247 178V177H246ZM257 178H258V176H257ZM257 178H255L256 180H257ZM258 179V183H259V181L261 182V184L260 185H264V183H262V179ZM12 179V178H11ZM13 179H14V177H13ZM12 179V180H13ZM15 179H18V177L16 178L15 177ZM15 179H14V181H15ZM58 179V178H57ZM72 179V178H71ZM70 179V180H71ZM74 179H72L71 181H73L74 182ZM78 179H79V177H78ZM175 179V178H174ZM189 179L190 178H187V181H189ZM204 179L202 180V181H204ZM213 179V178H212ZM217 179V178H216ZM234 179V178H233ZM240 179V178H239ZM248 179V178H247ZM253 179V178H252ZM264 179V178H263ZM31 180V179H30ZM52 180V179H51ZM56 180V179H55ZM60 180V179H59ZM129 180V179H128ZM131 180V179H130ZM141 180V179H140ZM143 180V179H142ZM178 180V179H177ZM194 180V179H193ZM197 180H198V178H197ZM196 180V181H197ZM199 180V181H200ZM218 180V179H217ZM221 180V179H220ZM19 181V183L21 184V183H23V182H20V180H18ZM18 181H16V182H18ZM23 181V180H22ZM32 181V180H31ZM80 181H81V179H80ZM80 181H79V183H80ZM117 181V180H116ZM137 181V180H136ZM154 180H152V182H153ZM172 181H173V179H172ZM185 181H186V179H185ZM184 180H183V182H185ZM186 181V183H183V182H178V181H176V182H178L180 185H181V183L182 184H185V185H183L182 187H179V188H183L184 186H186V185H188V186H190V187H193V186H191V185H189V183ZM190 181H192L191 179H190ZM195 181V180H194ZM193 181V182H194ZM206 182H207V179L205 180ZM208 181H209V179H208ZM233 181H237L236 180V178H235V180H233ZM253 181V180H252ZM16 182L14 183L15 184V187H19L20 185H18L19 183H17V185H16ZM69 182V181H68ZM118 182V181H117ZM116 182V183H117ZM132 182H133V180H132ZM131 182V183H132ZM146 182V181H145ZM144 182V183H145ZM175 182V181H174ZM175 182V184H177ZM193 182L191 183V184H193ZM224 182L222 181V183L224 184ZM231 182V181H230ZM228 183V186H229V184L230 185H232V187H233V189H234V186H233V184H231V183ZM239 182H241L240 180H238V184H240L239 186L240 187H242V185H241V183H239ZM25 183V182H24ZM32 183V182H31ZM55 184V182H52V184ZM59 183V182H58ZM60 183H63V182H60ZM59 183V184H60ZM75 183V182H74ZM83 183V182H82ZM81 183V184H82ZM110 183H111V181H110ZM115 183V182H114ZM135 183V182H134ZM133 183V184H134ZM144 183H141L142 184V187H143V185L145 186V184ZM196 183V182H195ZM194 183V186H196L197 187V185H198V188L200 187L199 185L200 184H198V182H197V185ZM201 183V182H200ZM203 183H205V182H203ZM209 183H211L212 184V182H209ZM208 182H207V184H206V186L208 187L209 184ZM236 183V184H237ZM250 183H253V182H250ZM26 184V183H25ZM24 184V186H23V184H21L22 186H20V187H22V188H27V186ZM33 184V183H32ZM112 184V183H111ZM122 184V183H121ZM128 184V183H127ZM126 184V185H127ZM147 184H149L148 182H147ZM168 184V183H167ZM211 184H210V186H211ZM61 185V184H60ZM59 185V186H60ZM63 186H64V184H62ZM78 185V184H77ZM80 185V184H79ZM84 185V184H83ZM93 185H94V181H93ZM110 185V184H109ZM124 185V184H123ZM136 185V184H135ZM152 185V184H151ZM165 185V184H164ZM178 185V184H177ZM213 185V184H212ZM259 185V184H258ZM29 186V185H28ZM53 186V185H52ZM51 186V187H52ZM56 185H54L53 187H55ZM59 186H57V187H59ZM68 187H69V185H67ZM90 186V185H89ZM150 186V185H149ZM153 186H154V184H153ZM166 186V185H165ZM223 186V185H222ZM221 186V187H222ZM238 186V187H239ZM20 187L18 188V189H20ZM52 187V188H53ZM57 187L55 188V189H57ZM72 187V186H71ZM83 186H81L80 188H82ZM85 187V186H84ZM113 187V186H112ZM120 187H122L121 185H120ZM157 187V186H156ZM163 187V186H162ZM172 187H173V185H172ZM196 187H194L193 189H196ZM232 187H230V189H232ZM236 187H237V185H236ZM235 187V188H236ZM239 187V188H240ZM22 188L20 189V190H22ZM30 188L32 189V187L30 186ZM66 188V187H65ZM77 188V187H76ZM78 189V190H81V189ZM90 188V187H89ZM125 188V187H124ZM123 188V189H124ZM144 188V187H143ZM146 188V187H145ZM147 188H149L150 189V187H147ZM153 188V187H152ZM151 188V189H152ZM158 188H159V186H158ZM164 188H166V187H164ZM186 188V187H185ZM205 188V187H204ZM216 188H217V186H216ZM228 188V187H227ZM244 188V187H243ZM15 189H17V188H15ZM17 189V191H19ZM31 189L29 190V193H27V194H30L31 192ZM33 189H35L34 187H33ZM54 189V190H55ZM71 190H72V188H70ZM70 189H68L67 188V191H65L66 193L67 192H70L71 190ZM117 189V188H116ZM200 189H202V187H200ZM200 189H197V191L198 190H200ZM219 189V188H218ZM224 189V188H223ZM226 189V188H225ZM232 189V190H233ZM262 190H260V188L258 189V190H260V191H262L263 193H264V188H263V186H262V188H261ZM28 190V189H27ZM36 190V189H35ZM34 190V191H35ZM59 190V189H58ZM57 190V191H58ZM66 190V189H65ZM93 190V189H92ZM129 190V189H128ZM154 190V189H153ZM160 190V189H159ZM168 190H170V189H168ZM167 190V188H166V191H168ZM185 189L183 188V190L182 191H184ZM188 190V188L185 190V191H187ZM189 190H192V188L190 189L189 188ZM207 190L209 191V190H211V189H209V188H207ZM24 191H26V190H23V193H24ZM37 191V190H36ZM63 191V190H62ZM126 191V190H125ZM147 191H148V189H147ZM162 191V190H161ZM166 191H164V193L166 192ZM171 191V190H170ZM169 191V192H170ZM184 191V192H185ZM205 191V190H204ZM203 191V192H204ZM208 191H206L207 193H208ZM226 191V190H225ZM229 191V190H228ZM231 191V190H230ZM60 192H61V189H60ZM93 192V191H92ZM124 192V191H123ZM156 192V191H155ZM169 192H167V193H169ZM194 192V191H193ZM202 192V191H201ZM202 192V194H204L205 193V196H206V192H204L203 193ZM210 192V191H209ZM261 192V193H262ZM14 193H16V191L14 190ZM38 193H40V192H38ZM63 193H64V191H63ZM97 193V192H96ZM96 193H94V194H96ZM118 193V192H117ZM126 193V192H125ZM156 193H158V192H156ZM163 193V192H162ZM190 193V192H189ZM195 193V192H194ZM233 193V192H232ZM33 194V193H32ZM32 194L30 195V196H32ZM37 193L35 192V195H36ZM56 194H57V192H56ZM62 194V193H61ZM70 194L71 193H69L68 194V196H69V198H65V199H71V197L72 196H70ZM100 194V193H99ZM102 194V193H101ZM119 194V193H118ZM128 194V193H127ZM170 194V193H169ZM211 194V193H210ZM228 194H231V192L230 193H228ZM235 194V193H234ZM17 195H18V197H17ZM19 195H22V193H20V191L17 193V194H15V196H16V198H17V200H15V201H12V203L13 202H15V203H13V204H16V202L18 201L19 202V200L20 199H25V197L27 196L28 197V200H29V196L28 195H22L23 196V198H22V196H20L19 197ZM65 196L64 197H67V195L66 194H64ZM74 195V194H73ZM92 195V194H91ZM154 195V194H153ZM158 195V194H157ZM160 195V194H159ZM166 195V194H165ZM164 195V196H165ZM209 195V194H208ZM212 195V194H211ZM248 195V194H247ZM14 195H13V197L12 198H14L15 197ZM37 196V195H36ZM76 196V195H75ZM78 196V195H77ZM88 195H86V197H87ZM125 196H126V194H125ZM128 196H129V194H128ZM132 196V195H131ZM167 197H168V194L166 195ZM175 196V195H174ZM198 196V195H197ZM231 196V195H230ZM236 196V195H235ZM33 197V200L32 201H35L37 198L38 199H40L39 197H37V198H35L34 196H32ZM32 197H30V198H32ZM58 197H60L59 195H58ZM58 197H56L55 199H57ZM61 197H63V195H61ZM60 197V198H61ZM63 197V198H64ZM74 197V196H73ZM72 197V198H73ZM81 197V196H80ZM84 197V196H83ZM93 197V196H92ZM130 197V196H129ZM162 197V196H161ZM171 197H172V195H171ZM201 197V196H200ZM245 197V196H244ZM243 197V198H244ZM12 198H11V200H12ZM35 198V199H34ZM125 198V197H124ZM143 198V197H142ZM154 198H155V196H154ZM170 198V197H169ZM169 198H167V199H169ZM212 198V197H211ZM218 198V197H217ZM15 199V198H14ZM13 199V200H14ZM38 199H37V201H38ZM54 199V200H55ZM65 199H63V200H65ZM73 199H75V198H73ZM81 199V198H80ZM103 199V198H102ZM163 199V198H162ZM166 199V200H167ZM201 199V198H200ZM221 199V198H220ZM28 200H25V203H26V201H27V203L29 202ZM63 200L61 199H59L57 202H56V206H61V205H63V204H65L64 202H63ZM72 200V199H71ZM76 200V199H75ZM71 201L72 203H70V201L69 200H66L67 202V204H68V206L66 205V207H68V209L71 207H75L74 209H76V210H79V208H80V204H75V202H77V201ZM83 200V199H82ZM105 200V199H104ZM128 200H130V199H128ZM161 200V199H160ZM176 200H178L177 198H176ZM204 200V199H203ZM211 200V199H210ZM213 200V199H212ZM219 200V199H218ZM228 200V199H227ZM21 201V200H20ZM23 201V203H24V200H22ZM31 201V202H32ZM47 201V200H46ZM60 201H62L63 202V204L61 203H59ZM80 201V200H79ZM144 201V200H143ZM164 201V200H163ZM180 201V200H179ZM215 201V200H214ZM221 201V200H220ZM224 201V200H223ZM223 201H222V203H223ZM262 201V200H261ZM1 202V201H0ZM17 202V203H18ZM81 202V201H80ZM101 202V201H100ZM106 202V201H105ZM109 202V201H108ZM142 202V201H141ZM161 202V201H160ZM166 202H168V201H166ZM165 202V203H166ZM169 202H173V200L171 201H169ZM177 202V201H176ZM184 202V201H183ZM205 202V201H204ZM216 202V201H215ZM236 202V201H235ZM22 202H21V204H23ZM24 203V204H25ZM34 203V204H33ZM33 203H29V204H33L32 205V207L35 209V205H37V203H36V201L35 202H33ZM36 203V204H35ZM40 202H38V204H39ZM49 203V202H48ZM54 203V202H53ZM57 203H59V205L57 204ZM135 203V202H134ZM144 203V202H143ZM174 203V202H173ZM178 203V202H177ZM177 203H174V204H177ZM181 203V202H180ZM221 203V204H222ZM228 203V202H227ZM247 204H248V202H246ZM253 203V202H252ZM251 203V204H252ZM18 204H20V203H18ZM18 204H16V205H18ZM46 204V203H45ZM73 206H72V205ZM107 204V203H106ZM162 204V203H161ZM169 204H171V203H169ZM179 204V203H178ZM187 203H185V205H186ZM247 204H244V205H247ZM0 205H2V207H3V203L1 202V204ZM53 205V204H52ZM71 205V206H70ZM75 205V206H74ZM84 205V204H83ZM91 205V204H90ZM129 205V204H128ZM128 205H125L126 207L128 206ZM131 205V204H130ZM136 205V204H135ZM146 205V204H145ZM144 205V206H145ZM168 205V204H167ZM185 205H183V206H185ZM215 205V204H214ZM213 205V206H214ZM217 205V204H216ZM223 205V204H222ZM222 205H220V206H222ZM5 206H6V204H5ZM4 206V208H6ZM37 206H39V205H37ZM50 206V205H49ZM59 206V207H60ZM70 206V207H69ZM81 206H82V204H81ZM88 206V205H87ZM134 206V205H133ZM140 206V205H139ZM169 206V205H168ZM177 206L178 205H176V208H177ZM188 206V205H187ZM212 206V205H211ZM252 206V205H251ZM251 206L249 207V208H251ZM0 208V211H2V213L4 212V215L3 214H1L0 213V216L1 215H3L2 217L4 218V216H9V212H8V210H7V213H9V214H7L4 210H3V208ZM53 207V206H52ZM62 207V206H61ZM63 207H64V209H66L65 208V206L63 205ZM63 207H62V209H63ZM77 207V208H76ZM125 207V208H126ZM129 207V206H128ZM143 207V206H142ZM170 207V206H169ZM190 207V206H189ZM193 207V206H192ZM42 207H39V209H41ZM71 208L69 209V213L71 212L72 214L74 213V215H72L71 214V216H72V218H73V216H75V210H71ZM97 208V207H96ZM124 208V209H125ZM130 208V207H129ZM129 208H127L126 210H127V212H128V209ZM141 208V207H140ZM144 208V207H143ZM147 208V207H146ZM154 208V207H153ZM159 208V210H161L160 209V207H158ZM171 208H173V206H172V204H171ZM170 208V209H171ZM223 208H224V206H223ZM7 209V208H6ZM61 209V210H62ZM64 209L62 210L63 212H66V210L64 211ZM67 209V210H68ZM84 209V208H83ZM169 209V211H172V210H170ZM175 209V208H174ZM177 209H179V208H177ZM181 209V208H180ZM220 209H221V207H220ZM230 209V208H229ZM47 210H48V206H47ZM71 210V211H70ZM82 209L80 208V210H79V212L81 211ZM104 210V209H103ZM131 210V209H130ZM143 211H144V209H142ZM150 210H151V208H150ZM182 210V209H181ZM180 210V211H181ZM189 210V209H188ZM214 210H215V208H214ZM226 210V209H225ZM50 211L52 212V210L50 209ZM82 211H84V210H82ZM101 211V210H100ZM137 211V210H136ZM156 211V210H155ZM218 211V210H217ZM68 212V211H67ZM85 213L87 212V210H85L84 211ZM103 212H105V211H103ZM133 212H134V208H133ZM149 212V211H148ZM153 212H154V210H153ZM162 212H164V211H162ZM162 212H161V214H162ZM174 212H175V210H174ZM182 212V211H181ZM192 212V211H191ZM220 212H222V211H220ZM219 212V213H220ZM259 212V211H258ZM69 213H67L68 215H69V218H68V215L66 216L67 217V219H65V220H67V222H69L71 219H70V214ZM83 213V212H82ZM85 213H83L84 214V216H85ZM91 213V212H90ZM89 213V214H90ZM114 213V212H113ZM137 213H139V212H137ZM142 213V212H141ZM150 213V212H149ZM149 213H147V215H149ZM154 213H157V212H154ZM153 213V214H154ZM176 213V212H175ZM186 213V212H185ZM218 213V212H217ZM255 213V212H254ZM259 213H261V212H259ZM42 214H44V212L42 213ZM65 214V213H64ZM77 214H81V213H77ZM82 214V215H83ZM88 214V213H87ZM86 214V215H87ZM100 214V213H99ZM102 214V213H101ZM112 214V213H111ZM131 214H134V216H135V214L136 213H132L131 212ZM158 214V213H157ZM156 214V215H157ZM178 214V213H177ZM192 214V213H191ZM105 215V214H104ZM114 215V214H113ZM137 215V214H136ZM140 214H138V216H139ZM152 215V214H151ZM172 215H174V213L172 212ZM176 215V214H175ZM178 215H180V214H178ZM187 215V214H186ZM81 216V215H80ZM112 216V215H111ZM126 216H128V215H126ZM130 216V215H129ZM128 216V217H129ZM144 216V215H143ZM182 216V215H181ZM180 216V217H181ZM192 216H194V215H192ZM199 216V215H198ZM221 216V215H220ZM230 216V215H229ZM228 216V217H229ZM234 216V215H233ZM44 218H46L47 220H46V222L47 221H49L48 220V217H46V215L45 216H43ZM60 217H64V216H60ZM90 217L92 218L93 216L92 215H90ZM98 217V216H97ZM100 217V216H99ZM98 217V218H99ZM107 217V216H106ZM115 217V216H114ZM130 217H132V218H130ZM129 218H130V221L132 220L133 221V219L134 218H136V216L135 217H133L132 215L130 216ZM153 217V216H152ZM157 217H159V216H157ZM161 217V216H160ZM188 217H189V214H188ZM191 217V216H190ZM197 217V216H196ZM195 217V218H196ZM6 218V217H5ZM65 218V217H64ZM77 217H75V219H76ZM87 218H88V215H87ZM101 218V217H100ZM148 218V217H147ZM164 218V217H163ZM178 218H179V216H178ZM182 218H185V216L184 217H181L180 218V220L182 219ZM194 218V217H193ZM218 218V217H217ZM224 218V217H223ZM234 218V217H233ZM70 219V220H69ZM74 219V218H73ZM74 219V220H75ZM94 219H95V217H94ZM94 219H93V221H94ZM153 219V218H152ZM154 219H155V217H154ZM157 219V218H156ZM173 219H175L174 217H173ZM187 219V218H186ZM199 219V218H198ZM201 219H202V217H201ZM214 219H216V218H214ZM63 220V219H62ZM64 220V221H65ZM74 220H72V222H74ZM97 219H95V221H96ZM107 220H109L110 221V219H107ZM111 220H113V219H111ZM135 221H137V220H139V219H134ZM158 220V219H157ZM185 219H183V221H184ZM208 220V219H207ZM27 221V220H26ZM64 221H63V224H64ZM79 221H82V222H79ZM78 221V219L77 220H75V223H72V225L73 224H76L75 225V227H78L81 223H83L84 224V227H83V224L81 225L83 228H84V230L86 231L87 229L85 228V225L88 223V225H87V228H90L91 230H100L101 231V234H102V230H104V233H103V235H104V237H108V235H106L105 236V232H106V230L108 229H102V226L100 227V228H98L97 226L101 223H99L98 221H96V222H98L99 224L97 225V226H95V224H93L96 228H92V219H90V223H89V220H87L88 222H85L86 220H79ZM94 221V222H95ZM100 221V220H99ZM108 221V222H109ZM134 221V222H135ZM140 221V220H139ZM139 221H137V222H139ZM144 221V220H143ZM145 221H146V219H145ZM162 221V220H161ZM164 221V220H163ZM175 221V220H174ZM177 221V220H176ZM182 221V222H183ZM190 221H192L191 220V218H190ZM200 221V220H199ZM198 221V222H199ZM211 221V220H210ZM218 221V220H217ZM50 222V221H49ZM67 222H65V224L67 223ZM71 222V221H70ZM77 222L79 223L78 225H77ZM119 222V221H118ZM134 222H131V224H134V225H136ZM136 222V223H137ZM147 222H148V220H147ZM151 222V221H150ZM149 222V223H150ZM178 222H181V221H179L178 220ZM188 223H189V221H187ZM186 222V224L187 225H189L188 223ZM194 222V221H193ZM25 223H27V222H25ZM86 223V224H85ZM107 223V222H106ZM105 222H104V224H106ZM110 223H111V221H110ZM116 223V222H115ZM139 223H141V221L139 222ZM146 223V222H145ZM145 223H143V224H145ZM176 223V222H175ZM191 223V222H190ZM196 223V222H195ZM203 223V222H202ZM206 223H208V222H206ZM218 223V222H217ZM64 224V225H65ZM70 224V223H69ZM90 224L92 225V226H90ZM101 224H103V222L101 223ZM103 224V225H104ZM138 224V223H137ZM161 224V223H160ZM164 224H165V222H164ZM180 224V223H179ZM185 224V223H184ZM191 224H193V223H191ZM190 224V225H191ZM10 225V227H11V225H12V223H10L9 224ZM28 225H29V223H28ZM67 225V224H66ZM107 225V224H106ZM138 225H140V224H138ZM146 225V224H145ZM149 225H151V223L149 224ZM155 226H156V224H154ZM158 225V224H157ZM177 225V224H176ZM189 225V226H190ZM204 225V224H203ZM211 225H213L212 223H211ZM105 226V225H104ZM114 226V225H113ZM148 226V225H147ZM146 226V227H147ZM162 226V225H161ZM192 226V225H191ZM197 226H199V225H197ZM229 226H231V225H229ZM1 227V229L2 228H4L5 226H0ZM15 227V226H14ZM74 227V225H73V227H69L68 226V228H72L73 230L72 231H74L75 229L76 230H78L77 228H75ZM81 227V228H82ZM107 227V226H106ZM135 227V226H134ZM144 227V226H143ZM142 226L140 227V228H143ZM152 227H154V226H152ZM156 227H159V226H156ZM172 228H174L173 226H171ZM179 227V226H178ZM185 227V226H184ZM188 227V226H187ZM187 227L186 228H184V230L185 229H187ZM200 227V226H199ZM8 228H9V226H8ZM16 228V227H15ZM15 228L13 229V227H12V231H11V233H13V231H14V237H16V235L17 234H15ZM65 228V226L63 227V229ZM75 228V229H74ZM78 228H80V226L78 227ZM82 228V229H83ZM113 228V227H112ZM182 228H183V226H182ZM192 228V227H191ZM201 228V227H200ZM227 228V227H226ZM0 229V230H1ZM7 229V227L5 228V229H2V231H0L1 233V236H4L5 234H3L4 232L6 233L7 231L10 233V231H9V229H7V231H5ZM11 229V228H10ZM66 229V228H65ZM90 229H88V230H90ZM115 229V228H114ZM147 229V228H146ZM152 229V228H151ZM159 229H160V227H159ZM167 229V228H166ZM168 229H170V228H168ZM179 229H181V228H179ZM204 229V228H203ZM210 229H211V227H210ZM214 229V228H213ZM233 229V228H232ZM75 230V232H77ZM87 230V231H88ZM90 230V231H91ZM98 230V231H99ZM112 230V229H111ZM111 230H109V231H111ZM117 230H118V228H117ZM154 230V229H153ZM156 230H158V228H156ZM160 230H162V229H160ZM193 230H194V226H193ZM192 230V231H193ZM200 230V229H199ZM206 230H207V228H206ZM205 230V231H206ZM216 230V229H215ZM218 230V229H217ZM235 230V229H234ZM83 232L84 234H85V236H86V232ZM98 231H96V232H98ZM109 231H107L108 233L107 234H110V233H112V232H109ZM113 231V230H112ZM116 231V230H115ZM142 231H145V230H142ZM152 231V230H151ZM171 231V230H170ZM175 231V230H174ZM180 231V230H179ZM188 231H191V230H189V227H188ZM203 231V230H202ZM201 231V232H202ZM204 231V233H202L201 235H204L206 232ZM208 231V230H207ZM212 231V230H211ZM230 231V230H229ZM236 231V230H235ZM3 232V233H2ZM82 232V231H81ZM81 232H80V234H79V236H77V237H81ZM91 232H95V231H91ZM90 232V233H91ZM95 232V233H96ZM141 232V231H140ZM165 232V231H164ZM197 232H198V230H197ZM197 232H195V233H197ZM200 232V231H199ZM199 232L197 233V234H199ZM209 232H210V230H209ZM213 232V231H212ZM215 232V231H214ZM79 233V232H78ZM88 234L87 235H89L90 233L89 232H87ZM94 233V234H95ZM100 233V232H99ZM151 234H153L152 232H150ZM156 233H158V232H156ZM156 233H154V234H156ZM167 233V232H166ZM175 233V232H174ZM194 233V234H195ZM218 233V232H217ZM226 233V232H225ZM229 233V232H228ZM230 233H231V231H230ZM3 234V235H2ZM8 234V233H7ZM75 234V233H74ZM74 234H72V237H73V240H71L72 238H71V236L69 237L70 238V240L72 241L71 242V244H72V246H74V249L76 250V247H75V245H77L78 243H80V242H82V243H80V245L84 248H82V247H80V245H78L79 247L77 248L78 250H76L75 252L76 253H78V256H84V257H81V258H83L82 259V261L84 262H82L83 264H91V262L93 261L94 263H96V262H98V263H96V264H99V263H101L102 261L104 262V259H106V257L102 260V261H100L99 259H97L98 257H96L97 256V254L95 255L94 254V252H93V250L95 249V252H96V250H97V247L95 248L94 247V249L92 250L91 249V247H90V243H92V239L91 238H93V236L92 237H90V238H88L89 236H91L92 235V233L87 237L88 239H86L85 237V239L87 240V242L89 241H91L90 243H86V244H84L86 241L85 240H83L84 238H80L79 240L76 238L75 240L77 241H75V243L76 244H74L73 242H74V237L76 236V235H74ZM84 234H82V235H84ZM93 234V235H94ZM97 234V233H96ZM101 234H98V235H101ZM147 234V236H148V233H146ZM168 234H169V232H168ZM171 235H172V231H171V233H170ZM180 234V233H179ZM179 234H177V235H179ZM184 234H185V232H184ZM187 234V233H186ZM227 234V233H226ZM232 234H234V233H232ZM8 235H10V234H8ZM12 235V234H11ZM103 235H101V237L102 238H104L103 237ZM114 235V234H113ZM117 235V234H116ZM129 235V234H128ZM131 235V234H130ZM176 235V236H177ZM189 235V234H188ZM191 235V234H190ZM200 235V234H199ZM198 235V236H199ZM205 235H207V234H205ZM214 235V234H213ZM217 235V234H216ZM221 235V234H220ZM12 236V237H13ZM97 236V235H96ZM155 236V235H154ZM157 236V235H156ZM165 236V235H164ZM175 236V237H176ZM183 236H185V235H183ZM192 236V235H191ZM190 236V237H191ZM197 236V235H196ZM208 236H210V235H208ZM227 236V235H226ZM5 237H6V235H5ZM5 237H3V238H5ZM8 237V236H7ZM10 237V236H9ZM12 237H11V239H12ZM83 237V236H82ZM98 237H100V236H98ZM100 237V238H101ZM109 237H111V234H110V236ZM109 237H108V239H109ZM122 237V236H121ZM130 237V236H129ZM132 237V236H131ZM158 237H159V235H158ZM161 237H163V236H161ZM167 237V236H166ZM174 237V238H175ZM187 237V236H186ZM203 237V236H202ZM224 237V236H223ZM17 238H18V236H17ZM97 238V237H96ZM99 238V239H100ZM101 238V239H102ZM106 238L104 239V240H106ZM118 238H120V237H118ZM128 238V237H127ZM132 238H134V237H132ZM169 238V237H168ZM173 238V239H174ZM196 238V237H195ZM194 238V239H195ZM199 238V237H198ZM208 238V237H207ZM222 238V237H221ZM226 239H227V237H225ZM0 239H1V237H0ZM14 239V238H13ZM91 239V240H90ZM93 239H95V238H93ZM107 239V243H108V240ZM111 239H112V237H111ZM110 239V240H111ZM158 239V238H157ZM172 239V238H171ZM176 239V238H175ZM187 239H188V237H187ZM203 239V238H202ZM209 239V238H208ZM207 239V240H208ZM224 239V238H223ZM5 240L7 241V239L5 238ZM5 240H1V242L2 241H5ZM9 240H10V238H9ZM8 240V241H9ZM19 240V239H18ZM96 240V239H95ZM116 240V239H115ZM129 240H131V239H128L127 241H125V244H122V243H120L118 246L121 248L122 247V249L125 247H123V245H126V242H128L129 243ZM139 240V239H138ZM166 240V239H165ZM170 240V239H169ZM177 241H178V239H176ZM201 240V239H200ZM7 241V242H8ZM17 241V240H16ZM80 241V242H79ZM84 241V242H83ZM101 241H103V239L101 240ZM100 241V243H103V242H105V241H103V242H101ZM132 241V240H131ZM175 242L174 240H171V241H169V242ZM176 241V244L178 243L179 244V242H177ZM179 241H180V239H179ZM189 241H190V239H189ZM198 240H196L195 239V241H194V244H195V246H196V248L197 249H201L202 247L204 248V246L203 245H205V243H203L204 241H202V242H197ZM206 241V240H205ZM211 241V240H210ZM210 241L208 242V243H210ZM226 241H228V239L226 240ZM0 242V244H4V242L3 243H1ZM13 242H15V239H14V241L12 240V242L10 241V243H13ZM95 242V241H94ZM98 242V241H97ZM112 242V241H111ZM111 242H110V244H111ZM133 242L134 243H129V244H127V245H129V249L131 250V248H130V246L131 245H133L134 246V244L135 243H137V241L135 242L134 241V239H133ZM160 242H162L161 240H160ZM166 242V241H165ZM164 242V243H165ZM168 242V243H169ZM172 242V243H173ZM181 243H183L182 241H180ZM230 242V241H229ZM228 242V243H229ZM6 243V242H5ZM9 243V242H8ZM107 243L105 244L104 243V247L107 245ZM115 243V242H114ZM113 243V244H114ZM124 243V242H123ZM145 243V242H144ZM147 243V242H146ZM163 243V242H162ZM167 243V242H166ZM168 243H167V245H168ZM192 243V242H191ZM201 243L203 244L202 246H201ZM207 243V242H206ZM232 243V242H231ZM7 244V243H6ZM6 244H4L5 245V247L6 246H9L8 244L6 245ZM70 244V245H71ZM74 244V245H73ZM96 244V243H95ZM109 244V243H108ZM122 244V245H121ZM131 244V245H130ZM141 244V243H140ZM230 244V243H229ZM233 244V243H232ZM4 245H3V247H4ZM93 245V244H92ZM98 245L100 246V244L98 243ZM98 245H96V246H98ZM126 245V246H127ZM137 246H138V244H136ZM148 245V244H147ZM167 245H164V246H167ZM94 246V245H93ZM98 246V247H99ZM102 246V245H101ZM101 246H100V249L102 250L103 249V246H102V248H101ZM117 246V245H116ZM133 246H131V247H133ZM2 247V246H1ZM0 247V248H1ZM107 247V246H106ZM105 247V248H106ZM118 247V248H119ZM142 247L143 248H146L145 247V244H144V246L142 245ZM148 247H150V244L147 246V248L146 249H143V250H146V255L148 256V251H150V249H151V247L148 249ZM73 248V247H72ZM81 248H82V251H84V252H87L88 253V256L92 259L93 258V260L89 263L88 261H89V257L86 255V253H83V252H81V253H83V254H81L80 253V251H81ZM117 247H116V249H118ZM119 248V250H122V249H120ZM126 248V247H125ZM124 248V249H125ZM133 248H136V247H133ZM132 248V249H133ZM183 248H185V247H183ZM7 249V248H6ZM127 249V248H126ZM148 249V250H147ZM234 249H236V248H234ZM101 250H98L97 252L99 253V251H101ZM108 250H111V247L108 249ZM113 250H114V253H115V249L113 248ZM112 250V251H113ZM133 250H136V249H133ZM140 250V249H139ZM78 251V252H77ZM102 251H104V249L102 250ZM101 251V253H103ZM151 251L152 252H150V253H153V250L151 249ZM186 251H187V249H186ZM185 251V252H186ZM235 251V250H234ZM110 252V251H109ZM117 252H120V251H117ZM116 252V253H117ZM121 252H123V250L121 251ZM126 252L127 253H129V255H131V251H129V250H126ZM134 252V251H133ZM139 252V254H140V251H135L134 253L135 254H137V253ZM183 252V251H182ZM1 253V252H0ZM149 253V254H150ZM79 254H81V255H79ZM87 256V261L85 260L86 258H85V255ZM100 254V253H99ZM104 254V253H103ZM103 254H100V255H103ZM111 254H112V256H113V253L111 252ZM117 254H119V253H117ZM122 254V256L124 255L123 253H121ZM126 254V253H125ZM134 254V255H135ZM154 254V253H153ZM158 253H156V255H157ZM161 254V253H160ZM163 254V253H162ZM106 255V254H105ZM109 255V254H108ZM115 256H117L116 254H114ZM129 255H127L126 256V259H127V257H128V259H130V256ZM132 256V258H131V260L129 261V262H127V260L125 259V261H126V263L128 264H134V262L132 261V259H133V257L135 258L136 256ZM141 255H142V252H141ZM150 255H152V254H150ZM150 255H149V260H150ZM224 254H222L221 255V257L223 256ZM1 256V255H0ZM104 256V255H103ZM111 256V255H110ZM122 256H117L119 259H113L114 261V263H116V262H118V261H116V260H121V258H122ZM142 256H144V255H142ZM155 256V255H154ZM154 256H152L153 258H154ZM161 256V255H160ZM160 256H158V257H160ZM114 257V256H113ZM125 257V255L123 256V258ZM138 257V256H137ZM184 257H185V255H184ZM1 258V257H0ZM9 258H11V257H9ZM80 258V259H81ZM100 258H102V257H100ZM110 258H112V257H110ZM110 258H108L109 260H110ZM115 258V257H114ZM140 257H138L137 258V260L139 259ZM161 258V257H160ZM181 258H183V256L181 257ZM180 258V259H181ZM228 258V257H227ZM227 258H225V257H223V260L224 261H226V259ZM7 259H8V257H7ZM6 259V260H7ZM12 259V258H11ZM79 259V260H80ZM158 259V258H157ZM1 260H2V258L0 259V262H1ZM109 260H108V262H105V264L106 263H110L109 262ZM123 260V259H122ZM121 260V261H122ZM137 260H136V258H135V261L137 262ZM141 260V259H140ZM140 260H138V261H140ZM12 261H14V260H12ZM110 261H112V260H110ZM116 261V262H115ZM125 261H123V263L125 262ZM142 261V260H141ZM155 262L157 261V260H154ZM227 261H228V259H227ZM225 262V263H230V262ZM4 262H5V260H4ZM112 262V263H113ZM131 262V263H130ZM133 262V263H132ZM136 262H135V264H136ZM151 262H153V260L151 259ZM158 262H159V260H158ZM160 262H163V261H160ZM10 264V263H12L13 264V262H10V261H6L5 262V264ZM93 263V264H94ZM113 263V264H114ZM122 263V264H123ZM125 263V264H126ZM137 263H139V262H137ZM154 263V262H153ZM152 263V264H153ZM248 263V262H247ZM1 264V263H0ZM2 264H3V260H2ZM15 264H17L16 263V261H15ZM101 264H103V263H101ZM116 264H118V263H116ZM119 264H121L120 263V261H119ZM156 264V263H155ZM159 264V263H158ZM231 264V263H230Z\"/></svg>",
  "mask_w": 264,
  "mask_h": 264
}]
</instances>
